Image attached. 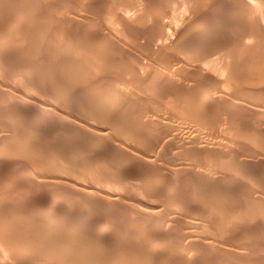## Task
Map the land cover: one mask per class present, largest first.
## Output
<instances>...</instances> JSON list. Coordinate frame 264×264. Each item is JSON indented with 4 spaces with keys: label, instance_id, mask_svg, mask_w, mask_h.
<instances>
[{
    "label": "rangeland",
    "instance_id": "1",
    "mask_svg": "<svg viewBox=\"0 0 264 264\" xmlns=\"http://www.w3.org/2000/svg\"><path fill=\"white\" fill-rule=\"evenodd\" d=\"M7 1V5L4 4ZM9 1V2H8ZM16 1L18 0H0V38L1 41L0 45H2L3 42L6 43V41L9 43L8 45H2L0 46V51L3 50V52L5 51L6 53L4 54L3 52H1L0 54V192L2 197L0 196V222L4 219H6L5 224L2 221L0 223V238H3L5 242L4 244L8 243L7 245L13 248L15 247V243H18L20 241L23 242L24 240H27V234L28 237H31V235L33 234L32 229L36 230L38 227V231L40 232V236L39 234L37 235L39 237V239L41 240V238L47 237L46 239L43 238L42 241L47 240L46 242L49 241H53L56 243H52V245H57V247L59 246V249L62 250V253H68V255H72L73 258L79 259L76 257V255L80 258H84V260H86V262L88 261V263H90L91 261H95L93 263L90 264H98L96 261L99 262V264L101 263L100 260L105 261L103 262V264H264V181L261 180L262 177L261 172H264V115L262 113H264V89L262 91V86H260V88L257 87H250V84L248 86V84H246L247 79L249 77H255L254 73L256 72V75L259 76V72H257L255 69H253L254 71L252 72V68L250 71L247 70L248 68H245V74L242 71V75H248L245 76L243 79H240L238 77L239 80H241L238 83V79L236 80V78H232V75L230 76H223L226 75V73L223 72V75L221 74L222 71L221 69L218 71V69L215 67V63L217 64L218 61H220V57H219V53H221L223 50V52L225 51L224 48L226 49V51L230 50V49H234V48H229V43H224L221 41L222 40H226V39H232L234 41H237L239 39H237L236 37L240 35L241 32V27L239 25L234 26V25H230V20H229V15L227 14V11L225 9L227 3H225V1L223 2L224 6L222 5V3H219L220 7H218V3L217 6L214 7L213 6L211 8V3L210 5H208V3L206 1H204V3L206 5H202L201 9L204 8L206 10H203V12L206 14H204L203 16H200L199 18L194 19V23L188 24L185 26V30L182 28V26L184 24H181L182 21L177 20L178 15L179 18L181 17V13L182 11L178 10L175 11L174 14L172 13V11H170V13L168 14L167 19H164L166 22H171L172 25L174 27L177 26V28L179 27L180 33L176 34L175 37V33L173 30H170V32L168 33V35L166 36H160L158 34V30H159V21L158 22H154L156 18L155 11L160 12L159 8L163 7L162 5L165 4L164 0H154L152 2H144L143 0H139L140 3H137V5L131 1V0H51L53 1L51 3L50 0H47V2H49V4L47 2H45L46 0H38L39 1V8L37 5V1L36 0H26L27 1V6L26 4H24V8L22 7V2L21 0L19 1V4L21 3L22 5H19L18 2L17 4H14ZM30 1V2H29ZM34 2V6L36 8L35 13H37L36 15H34V11H33V7L31 6L33 5ZM92 1V4H91ZM97 1V3H96ZM126 1V2H124ZM118 2V3H117ZM130 2V6H132L130 8V6L128 7V4ZM154 2H156L155 4H153ZM227 2V1H226ZM230 3H232V0H229ZM24 3H26L24 1ZM94 3V4H93ZM112 3V4H111ZM124 6L122 8L121 4ZM4 4V5H3ZM10 4V5H9ZM120 4V8L121 10L118 8V5ZM134 4V5H132ZM44 5H46L44 7ZM49 5V6H48ZM109 5V7H108ZM160 5V6H159ZM208 5V6H207ZM229 5V4H228ZM6 6V7H5ZM12 6V8H11ZM16 8V10H14V7ZM51 6V8H50ZM53 6V7H52ZM142 6V7H141ZM158 6V8H156ZM207 6V8H206ZM210 6V7H209ZM8 7V8H7ZM10 7V9H9ZM20 7V8H19ZM21 7H22V11H21ZM32 7V8H31ZM55 7V8H54ZM28 8V10H27ZM42 8V10H41ZM52 8L54 11H52ZM116 8H118L117 10H115ZM135 8V9H134ZM221 8V9H220ZM9 9V11H8ZM40 9V11H39ZM111 9L113 11H111ZM128 9V10H127ZM200 9V10H201ZM5 10L8 13L7 15L5 14ZM45 10V11H44ZM208 10V11H207ZM221 10V12H220ZM224 10V11H223ZM22 13L20 14L19 13ZM48 11H50L48 13ZM53 13H52V12ZM117 11V12H116ZM124 12L123 14L128 18V23H130L129 25L132 26V30L130 32L124 31L123 26L121 24V26L119 25L120 22H118V13L119 12ZM128 11V13H127ZM149 11V12H148ZM174 11V10H173ZM202 11V10H201ZM223 11V13H222ZM23 12H25L23 14ZM31 12L32 15H31ZM46 12L48 13L46 15ZM115 12V13H114ZM178 12V15H177ZM180 12V13H179ZM214 12V13H213ZM30 13V15L28 14ZM4 14V15H3ZM53 14L55 15L53 17ZM154 14V15H153ZM176 14V15H175ZM225 17H224V15ZM238 14V18H241V15L239 16ZM252 14V13H251ZM249 12V16H246L244 18V20H242L243 25L247 26L250 24L249 19L251 20L252 15ZM9 15V16H8ZM13 15V16H12ZM18 15L21 16H31L34 17V20L32 18H29L31 23L33 24V26H37L35 29V37H38L39 34H45L47 33L46 31H48L49 33L52 34V36H50L47 40L45 39H36L34 40V38H32L31 41H26L24 39V41L26 43H24L23 41V36L25 34V32L23 33L22 27H18V25L20 26V23L13 20V18H16V20L18 19ZM34 15V16H33ZM39 15V16H38ZM44 15V16H43ZM50 15L52 16V18L49 19ZM56 15H57V19H58V25L54 23V21H56ZM115 15H117V17H115ZM151 15V16H150ZM174 15V16H173ZM223 15V16H222ZM227 15V17H226ZM254 15V14H253ZM7 16V18L5 19V17ZM11 16V18H10ZM37 16V17H36ZM41 16V18H40ZM154 16V18L152 17ZM177 16V18L175 19V17ZM188 16V14H187ZM213 16V18H211ZM218 16V17H217ZM9 17V18H8ZM36 17V18H35ZM61 17V18H60ZM63 17V18H62ZM68 19H67V18ZM174 17V18H173ZM204 17V18H202ZM37 18H39L37 20ZM48 18V19H47ZM74 18V19H73ZM117 18V19H116ZM169 18V19H168ZM172 18V19H171ZM218 18V19H217ZM222 18V19H221ZM36 19V20H35ZM52 19V20H51ZM64 19V20H63ZM78 19V20H77ZM85 19V20H84ZM88 19V20H86ZM118 22H116L115 21ZM136 19V20H135ZM140 19V21H139ZM155 19V20H154ZM175 19V20H174ZM205 19V20H203ZM214 19V21H213ZM248 19V21H247ZM8 20V21H6ZM13 20V21H12ZM130 20V21H129ZM142 20V21H141ZM144 20V21H143ZM241 20V19H240ZM246 20V21H245ZM12 21V22H11ZM50 21H53L50 23ZM61 21V22H60ZM64 21V24L63 22ZM66 21V23H65ZM72 21V22H71ZM74 21V22H73ZM82 21V22H81ZM89 24L90 27H92L94 33H91L93 35H91L90 31H89V35L87 36V40H90V38H93L96 34L97 38V44L95 42V44H91L90 43L86 45V48L83 47L85 44V41H83L84 39H78V37L76 38L75 41V37H76V33H78V29H80V26L82 25H87ZM133 21V22H132ZM179 21V22H178ZM197 21V22H196ZM200 23H199V22ZM204 21V24H203ZM228 21V22H227ZM36 22V24H35ZM44 23V26L42 23ZM68 27L66 26L67 23ZM71 22V23H70ZM84 22V23H83ZM95 22V24H94ZM137 22V24H136ZM139 22V24H138ZM2 23V24H1ZM11 23V24H9ZM38 23V24H37ZM40 23V25H39ZM49 23V25H48ZM74 23V25L72 24ZM76 23V24H75ZM82 23V24H81ZM100 23V24H99ZM155 23V25H154ZM179 23V24H178ZM222 23V24H221ZM225 23V24H224ZM13 24V25H12ZM53 24V25H52ZM63 24V25H62ZM99 24V25H97ZM161 24V23H160ZM199 24V25H198ZM2 25V26H1ZM6 25V27H5ZM11 26V28H9ZM17 25V27H15ZM42 25V31L41 28L40 30L39 27H41ZM56 28H55V26ZM62 25V27H61ZM154 25V26H153ZM196 25V26H195ZM202 25V26H201ZM34 26V27H35ZM65 26V27H64ZM72 30L71 31V27ZM97 26V28L95 27ZM138 26V27H137ZM223 28H222V27ZM12 27H14V29H16L15 31H13L14 29H12ZM44 27V29H43ZM53 28L51 30V28ZM70 27V29H69ZM73 27H76L75 30L73 29ZM79 27V28H77ZM99 27V28H98ZM231 27V28H230ZM2 28V29H1ZM5 28V29H4ZM21 28V31L20 29ZM66 28L68 30H66ZM96 31H95V29ZM182 28V29H180ZM202 28V29H200ZM222 28V30H221ZM9 29V31H8ZM64 29V30H63ZM156 29V30H155ZM195 29V30H194ZM200 29V30H199ZM238 29V30H237ZM2 30H4L5 32H3ZM18 30L20 32H18ZM103 30V31H102ZM154 30V31H153ZM187 30V31H186ZM233 30V32H232ZM237 30V31H236ZM56 31V32H55ZM60 31V32H59ZM63 31V32H62ZM66 31V34H65ZM68 31V32H67ZM80 31V30H79ZM107 31V32H106ZM156 31V32H155ZM172 31V32H171ZM182 31V32H181ZM186 31V32H185ZM214 31V33H213ZM225 31V32H224ZM8 32V33H6ZM12 32V33H11ZM22 32V33H21ZM71 32V33H70ZM73 34L74 36H72L71 34ZM103 32V34H102ZM197 32V34H196ZM201 32V33H200ZM5 33V34H4ZM11 33V34H10ZM18 37H17V34ZM21 33V36H20ZM63 33L61 36L60 34ZM68 33L71 37L68 36ZM155 33V35L153 34ZM157 33V36H156ZM171 33H173L171 35ZM182 33V34H181ZM187 33H189L190 37H188L189 35H187ZM203 33V34H202ZM235 33V34H234ZM57 34V37L56 35ZM99 34V35H98ZM101 36V38L97 37V36ZM106 34V36H104ZM184 34V35H183ZM195 34V35H194ZM213 34H215L216 36H214ZM227 34V35H226ZM8 35V36H7ZM34 35V33H33ZM67 35V37H66ZM179 35V36H178ZM198 37H197V36ZM212 37H211V36ZM235 35V37H234ZM5 40H3V38ZM12 36V38L10 37ZM16 36V38H15ZM60 36V37H59ZM104 36V37H103ZM196 36V37H195ZM204 36V37H203ZM208 36V37H206ZM9 37V38H8ZM26 37V35L24 36V38ZM63 37V40H61ZM66 39H65V38ZM73 37V38H72ZM152 39L153 42L150 44V42H148V39ZM163 37V38H162ZM179 37V38H177ZM195 37V38H194ZM8 38V39H7ZM11 38V39H10ZM19 38V39H18ZM54 38H56L57 40H54ZM71 38L73 40H71ZM94 38V39H95ZM155 40H154V39ZM161 38V39H160ZM171 38V39H170ZM177 38V39H176ZM188 38V39H187ZM198 38V39H197ZM200 38V39H199ZM216 38V39H215ZM236 38V39H235ZM18 39V40H17ZM70 39V41H69ZM102 43H101V41ZM114 39V40H113ZM149 39V40H150ZM176 42H175V40ZM182 39V41H181ZM212 39V40H211ZM222 39V40H221ZM60 40V41H59ZM108 40V41H107ZM113 41L112 43H110V41ZM216 40V42L214 41ZM244 40H248V39H243ZM16 41V42H15ZM19 41V42H18ZM33 41V42H32ZM44 41V42H43ZM46 41V42H45ZM61 41L64 43L66 41V43L61 44ZM80 41H83L81 43ZM162 43H161V42ZM166 41V42H165ZM175 42V44L172 42ZM22 42V43H21ZM56 42V43H55ZM60 42V43H59ZM75 42V43H72ZM78 42V45H77ZM86 42V43H87ZM213 42V44H212ZM246 41H244L245 43ZM14 43V44H13ZM21 45H20V44ZM24 43V44H23ZM34 43V44H33ZM37 43V44H35ZM39 43L41 45V47L39 46ZM42 43V44H41ZM48 43V45H46ZM68 43V44H67ZM116 43V44H115ZM149 43V44H148ZM199 43V44H198ZM206 43V44H205ZM16 44V46H15ZM23 44V46H22ZM51 44V45H50ZM56 44V45H55ZM58 44V45H57ZM60 44V47H59ZM67 44V45H66ZM75 44V45H74ZM81 44H83L81 46ZM101 46L103 45L104 48H102L101 50L105 49L106 50V54L107 56L105 58L102 59H96L97 57L95 56L96 54H92L91 53L98 52L97 50V46H99V48H101ZM110 44V46H109ZM120 46H119V45ZM164 44V45H163ZM170 46H169V45ZM185 44V45H184ZM203 44V45H202ZM7 45V46H6ZM25 45V46H24ZM33 45V46H32ZM93 45V46H92ZM108 47H107V46ZM113 47H112V46ZM115 45V47H114ZM122 45V46H121ZM149 45V47L147 46ZM151 45V46H150ZM158 45V46H155ZM160 45L166 46L167 48L164 47L165 49H162L164 51H162L159 47ZM176 45V46H175ZM222 45V46H221ZM227 45V46H226ZM19 46V47H18ZM22 46V48H21ZM39 46V47H38ZM49 46V47H48ZM55 46V47H53ZM66 46V47H65ZM72 46V47H71ZM96 46V47H95ZM119 46V47H118ZM155 46V47H154ZM168 46L170 49H168ZM173 46V48L171 47ZM219 46V47H218ZM224 46V47H223ZM232 46V45H231ZM24 47V48H23ZM30 47V48H29ZM43 47H47V48H43ZM57 47V48H56ZM77 47V48H76ZM81 47V48H80ZM83 47V48H82ZM93 47H95L93 49ZM107 47V49H106ZM122 47V48H121ZM221 47V48H220ZM233 47V46H232ZM21 48V49H20ZM55 48V50H54ZM62 48V49H61ZM75 48V49H74ZM92 48V49H91ZM109 48V50H108ZM117 48V50H115ZM119 48L121 49V51L119 50ZM177 48V49H176ZM193 48V49H192ZM214 48H219L218 50H216L217 54H209L210 56L205 55V52L208 50L207 49H214ZM5 49V50H4ZM29 49V50H28ZM37 49V50H36ZM40 49V51H39ZM58 49V50H57ZM63 50L62 52L66 55H63V53L60 51ZM67 49V50H66ZM91 49V50H90ZM114 49V53L112 55H110V53H112V50ZM167 49V50H166ZM21 50V51H20ZM36 50V51H35ZM42 50V51H41ZM47 50V52H46ZM50 50V53H48ZM70 50L71 53L68 51ZM75 50V51H74ZM78 50V51H77ZM83 50V51H82ZM90 50V51H89ZM100 50V51H101ZM105 50H103L102 52H104ZM111 51L110 53H107L108 51ZM149 50V51H148ZM161 50V51H160ZM192 50V51H191ZM15 51V52H14ZM30 51L32 54H30ZM33 51V52H32ZM57 51V52H56ZM59 51V52H58ZM86 53H85V52ZM89 53H88V52ZM120 51V52H119ZM148 51V52H147ZM170 51V52H169ZM198 51V52H197ZM200 51V52H199ZM215 51V49H214ZM27 52V53H26ZM36 54H35V53ZM46 52V53H45ZM85 54H84V53ZM91 52V53H90ZM118 52V53H117ZM123 52V53H121ZM158 52V54H156ZM219 52V53H218ZM17 53V54H16ZM40 53V54H39ZM70 53V54H69ZM88 53V54H87ZM126 53V55H125ZM154 53V54H153ZM174 53V54H173ZM203 53V54H202ZM5 55L3 60L1 57V55ZM9 54V55H8ZM11 54V55H10ZM15 54V56H13ZM24 54V55H23ZM29 54V55H28ZM54 54V55H53ZM58 54H62V55H58ZM90 54V55H89ZM109 54V55H108ZM173 54V55H172ZM198 54V56H197ZM202 54V55H200ZM31 55V56H30ZM35 55V56H32ZM37 55V56H36ZM41 55V56H40ZM43 55V56H42ZM47 55L49 57L46 56V58H44ZM57 55L59 56V58L57 57ZM76 55V56H75ZM79 55V57H78ZM81 55V56H80ZM117 55V57H116ZM128 55V56H127ZM149 55V56H148ZM153 55V56H152ZM161 55V56H160ZM172 55V56H171ZM175 55V57H174ZM177 55V57H176ZM8 56V57H7ZM23 56V57H22ZM25 56V57H24ZM55 56V57H54ZM95 56V57H94ZM109 56V57H108ZM113 56V57H112ZM123 56V58H122ZM193 56V57H191ZM204 56V57H201ZM13 57L15 59V61L13 60ZM53 57V59H52ZM57 57V60H56ZM62 57V58H61ZM67 58L65 60V58ZM74 57V58H73ZM87 57V58H86ZM93 57V58H92ZM111 57V58H110ZM115 57V59H113ZM158 57V58H157ZM162 57V58H161ZM164 57V58H163ZM189 57V58H188ZM11 58V59H10ZM19 58H21V60H19ZM29 58V59H27ZM33 58V59H32ZM75 58H77L75 60ZM82 58V59H81ZM84 58V60H83ZM110 58L111 62H110ZM135 58V60H134ZM157 60H156V59ZM160 58V59H159ZM216 58V59H213ZM219 58V59H218ZM26 59V60H24ZM46 59V60H45ZM55 59V60H54ZM70 59V60H69ZM72 59V60H71ZM74 59V60H73ZM90 59V60H89ZM128 59V60H126ZM165 59V60H163ZM171 59V60H170ZM200 59V60H199ZM203 59V60H202ZM32 60V61H31ZM51 60V61H50ZM80 63H79V61ZM92 60V62H90ZM98 60V61H97ZM117 60V61H115ZM122 60V61H121ZM129 60H130V64L133 63L132 65H129ZM138 60V61H137ZM163 60V61H162ZM205 60V61H204ZM218 60V61H217ZM27 61V62H26ZM39 61V63H37ZM42 61V62H41ZM54 61V62H53ZM76 61V63H75ZM78 61V62H77ZM89 61V62H87ZM95 61V62H94ZM101 61V62H100ZM106 61H108V63H106ZM133 61V62H132ZM169 63H168V62ZM203 61V62H202ZM18 62V63H17ZM20 62V63H19ZM29 62H31V64H29ZM59 64H58V63ZM65 62V63H64ZM67 62V63H66ZM71 62V63H70ZM86 62V64H85ZM94 62V63H93ZM106 63L104 65H102V63ZM118 62V64L116 63ZM123 62V63H122ZM135 62V63H134ZM142 62V63H141ZM163 62V63H161ZM165 62V63H164ZM167 62V63H166ZM209 62V63H208ZM212 62V63H211ZM215 62V63H214ZM39 65L38 67H40V69L37 68V64ZM69 63V64H68ZM82 63V64H81ZM102 65H100V64ZM114 63V65H113ZM116 63V64H115ZM128 63V65L126 64ZM220 63V62H218ZM24 64V65H23ZM28 64L31 66L32 64L36 65V68L34 67L35 65H33V67L35 69H37L38 71L40 70V72L34 71L36 74L33 75L32 72H30V74L32 73L33 76L28 77L25 76L28 72L29 74V69H27L29 66ZM48 66H47V65ZM68 64V65H67ZM80 66H79V65ZM85 64V65H84ZM98 65V68H93ZM120 64V65H119ZM136 64V65H135ZM143 64V65H142ZM214 64V65H213ZM2 65V66H1ZM8 65V66H7ZM28 67H27V66ZM46 65V67L51 68V69H46L44 68ZM63 65V66H62ZM70 65V66H69ZM91 65V67H90ZM108 67V72L107 70H105ZM123 65V66H122ZM204 65V66H203ZM15 68L13 70V68ZM18 66V67H17ZM22 66V67H21ZM26 66V68L24 67ZM44 66V67H43ZM75 66V67H74ZM77 66V67H76ZM110 66V67H109ZM120 66V67H119ZM126 66V68L124 67ZM143 66V67H142ZM203 66V67H202ZM210 66V67H209ZM4 67V69H3ZM20 67V69H19ZM60 67V68H59ZM73 67V68H72ZM87 67V69H86ZM100 67V68H99ZM102 67V69H101ZM106 67V68H105ZM127 67H129L127 69ZM7 68V69H5ZM30 68V67H29ZM44 68V69H43ZM55 70H53V69ZM59 68V69H58ZM65 70H63V69ZM105 68V69H104ZM114 68V69H112ZM125 68V69H124ZM213 68H215L213 70ZM23 71V69H25V73L24 71L21 72V74L19 73V71ZM43 69V70H42ZM119 69V70H118ZM121 69V70H120ZM130 69V70H129ZM137 71H136V70ZM28 70V71H26ZM31 70L33 71L34 69L31 67ZM30 70V71H31ZM63 70V71H62ZM71 70V71H70ZM84 70V71H83ZM92 70V71H91ZM95 70V71H94ZM101 72H100V71ZM109 73V75H106L107 73ZM125 70V71H124ZM148 70V71H147ZM5 73H4V72ZM16 71V72H15ZM48 71V72H46ZM98 71V72H96ZM104 73H103V72ZM111 71V72H110ZM113 74V72H115ZM123 71V72H120ZM135 71V73H134ZM140 71V72H138ZM146 74H145V72ZM156 71V72H155ZM249 71V72H248ZM46 72V73H45ZM54 72V73H53ZM58 72V73H57ZM60 72V74H59ZM66 74H65V73ZM68 72V75H67ZM79 72L81 74H79ZM88 72V73H87ZM91 72V73H90ZM95 74H94V73ZM130 74H129V73ZM132 72V74H131ZM143 72V73H142ZM149 72V73H148ZM151 72V73H150ZM153 72H155L153 74ZM177 72V73H176ZM182 72V73H181ZM184 72V73H183ZM216 72V73H215ZM251 72V74H249ZM8 73V74H7ZM16 73V75H15ZM39 73V75H37ZM43 73V74H42ZM52 73V74H51ZM73 73V74H72ZM83 73V75H82ZM87 73V74H86ZM91 76H90V74ZM122 73V74H121ZM127 73V74H126ZM140 74V75H137ZM181 73V74H180ZM219 75L221 76H218ZM248 73V74H247ZM13 74V75H12ZM23 74H25L23 76ZM27 74V75H28ZM42 74V75H41ZM48 74V80H51L50 83L55 84V86H53V84L49 85L50 83L46 80V75ZM64 74V75H63ZM78 76L76 77L75 75ZM89 74V75H88ZM113 74V75H112ZM117 74V75H116ZM124 74V75H123ZM135 74V75H133ZM157 74V75H156ZM184 74V76H183ZM3 75V77H1ZM8 75V77L6 76ZM37 75V76H36ZM50 75V77H49ZM53 75V76H51ZM61 75V76H60ZM72 77H71V76ZM82 75V76H81ZM100 75V76H99ZM102 75V76H101ZM127 75V76H125ZM129 75V76H128ZM145 75V77H143ZM147 75V76H146ZM156 75V76H155ZM214 75V76H213ZM251 75V76H249ZM253 75V76H252ZM261 75V74H260ZM13 76V77H12ZM30 76V75H29ZM36 76V77H35ZM39 76L38 79L37 77ZM64 76V77H63ZM71 78H70V77ZM111 76V77H110ZM117 76V77H116ZM121 76V77H120ZM133 76V77H132ZM153 76V77H152ZM179 76V77H178ZM183 76V77H182ZM223 76V77H222ZM26 77V78H25ZM55 77V78H54ZM59 77V78H58ZM68 77V78H67ZM83 77V78H82ZM87 77V78H85ZM95 77V78H94ZM125 79H124V78ZM128 77L130 79H128ZM140 77V80H139ZM150 77V78H149ZM169 77V78H168ZM170 77H172L170 79ZM176 77V78H175ZM187 77V78H185ZM220 77V78H219ZM237 77V76H236ZM35 78L37 79V81H35ZM45 78V80H43ZM58 78V79H57ZM73 78V79H72ZM91 78H94L91 79ZM97 78V79H96ZM132 78V79H131ZM136 78V80H135ZM138 78V79H137ZM144 78V79H143ZM157 78H161V79H157ZM175 78V79H174ZM184 80H182V79ZM212 78V79H211ZM218 80H217V79ZM222 78V79H221ZM224 78V79H223ZM229 80H228V79ZM232 78V79H231ZM15 79V80H14ZM20 79V81H19ZM28 79V80H27ZM57 79V81H56ZM66 79V80H65ZM72 79V80H71ZM78 79V80H77ZM81 79H85V85L83 84V82L81 81ZM88 83L87 82V80ZM90 79V81H89ZM177 79V81H175ZM235 79V81H234ZM13 80V81H12ZM18 80V81H17ZM27 80V81H26ZM32 80V81H30ZM59 80V82H58ZM69 80V81H68ZM70 80L72 81V83L70 82ZM76 83H74L75 81ZM93 80V81H92ZM130 80V81H129ZM144 80V82H143ZM147 80V81H146ZM155 80V81H152ZM168 80V81H167ZM212 80V81H211ZM223 80V81H221ZM231 80V81H230ZM233 80V81H232ZM249 80V79H248ZM12 81V82H11ZM35 81V82H34ZM44 81V82H43ZM45 81H47L46 84ZM54 81V82H53ZM66 81V82H65ZM68 81V82H67ZM74 81V82H73ZM78 81V82H77ZM128 81V85L125 83ZM132 81V82H131ZM134 81H136L134 83ZM139 81V82H138ZM185 83H183V82ZM216 81V82H215ZM237 81V82H236ZM244 81V82H243ZM3 82V83H2ZM6 82V83H5ZM15 84H14V83ZM39 84H38V83ZM81 82V83H80ZM154 82V83H153ZM158 82V83H157ZM160 82V83H159ZM164 82V83H163ZM167 82V83H166ZM171 82V83H170ZM175 82V83H174ZM177 82V83H176ZM214 82V83H213ZM222 84H221V83ZM228 82V83H226ZM235 82V83H233ZM5 83V84H4ZM30 83V84H29ZM33 83V84H32ZM43 83V84H42ZM72 84L73 89H71L68 84ZM95 83V85H94ZM100 83V85H99ZM140 83V84H139ZM143 83L146 86H144ZM148 83V84H147ZM150 83V84H149ZM174 83V84H173ZM218 83V84H217ZM238 83L239 86H235V84ZM244 83V85H243ZM9 84V85H8ZM27 84V85H26ZM45 84V85H44ZM69 84V85H70ZM75 84V85H74ZM87 84V85H86ZM107 84V85H105ZM132 84V85H131ZM134 84V86H133ZM178 84V85H177ZM180 84V85H179ZM204 84V85H203ZM221 84V85H220ZM228 84V85H226ZM230 84V85H229ZM232 84H234L232 87H230ZM236 84V85H238ZM4 85V86H3ZM29 85V86H28ZM38 85V86H37ZM43 88H41V86ZM46 85H49V87H47ZM61 85V86H60ZM63 85H67L68 88H65V93H62L63 91ZM103 85V86H102ZM131 85V86H130ZM141 85V86H139ZM149 85V87H147ZM153 85V86H152ZM165 87H164V86ZM174 85V87L172 86ZM178 86V88L176 86ZM183 85V86H182ZM199 85L200 88H199ZM242 85V86H241ZM8 86V87H7ZM12 86V87H11ZM35 86L37 87V89H35ZM71 86V85H70ZM108 86V87H107ZM111 86V87H110ZM152 86V87H151ZM163 88H162V87ZM176 89V91L173 88ZM181 86V87H180ZM186 86V87H184ZM223 86V87H222ZM29 87V88H28ZM47 87V88H46ZM58 87V88H57ZM66 87V86H65ZM77 87V88H76ZM88 87V88H87ZM91 87V88H90ZM107 87V88H105ZM180 87V88H179ZM189 87V88H187ZM196 87V88H195ZM242 87V88H240ZM7 88V89H6ZM14 88V89H13ZM18 90H16V89ZM31 88V89H30ZM34 88V89H33ZM40 90H39V89ZM62 90H61V89ZM83 90H82V89ZM116 88V89H115ZM150 88V90H149ZM155 88V89H154ZM157 88V89H156ZM164 88H168L171 89L173 91H171L172 94L168 95L170 91H168L167 89L164 90ZM187 90H186V89ZM193 88V89H192ZM198 88V89H197ZM208 88V89H207ZM229 88V89H228ZM238 88V89H236ZM9 89V90H8ZM15 90V91H12ZM50 89V90H49ZM61 91H60V90ZM87 89V90H86ZM94 89V90H93ZM96 89V90H95ZM98 89V90H97ZM104 92H102L103 90ZM108 89V91L106 90ZM110 89V90H109ZM118 89V90H117ZM154 89V90H153ZM160 89V90H159ZM180 89V90H179ZM201 89V90H200ZM227 91H224L226 90ZM253 89V90H251ZM21 90V93H20ZM43 90V91H42ZM75 90V91H73ZM90 90V91H89ZM113 90V91H112ZM162 90V91H161ZM164 90V92H163ZM179 90V92L177 91ZM182 90V91H181ZM185 90V92H184ZM190 90V91H189ZM199 90V91H198ZM205 90L207 92H205ZM256 90V91H255ZM9 91V93H8ZM34 91V92H33ZM36 91V92H35ZM84 93H87L84 94ZM101 91V93H100ZM107 91V92H106ZM110 91V92H109ZM115 91V92H114ZM118 91V94L116 93ZM158 93H156V92ZM161 91V92H160ZM176 95H175V93ZM203 91V92H201ZM210 91V92H209ZM229 91V92H228ZM261 91V92H260ZM39 92V93H38ZM44 92V93H43ZM47 92H51V93H47ZM57 94H56V93ZM76 92V94H75ZM78 92H82L79 93ZM168 92V93H167ZM177 92L179 95H177ZM184 92V93H183ZM187 92V93H186ZM190 92V93H189ZM192 92V93H191ZM194 92V93H193ZM196 92V93H195ZM201 92V93H199ZM211 94H209V93ZM19 93V94H18ZM62 93V94H59ZM78 93V94H77ZM96 93V94H95ZM106 93V94H105ZM184 94V95H181ZM186 93V94H185ZM203 93V94H202ZM235 94V96L233 94ZM9 94V95H8ZM11 94V95H10ZM20 94H27L28 98H29V103H27V105L29 106H23L22 105H18L17 102L15 103V100H17L18 96ZM55 94V95H54ZM69 94V95H68ZM91 94V95H90ZM100 96H98V95ZM101 94V95H100ZM109 94V96H108ZM122 94V95H121ZM193 94V95H191ZM196 96H195V95ZM200 94V96H199ZM206 94V95H205ZM18 95V96H17ZM36 95V96H35ZM50 95V96H49ZM61 97H60V96ZM67 95V96H66ZM79 95V96H78ZM114 97H113V96ZM160 95V96H159ZM167 95V96H165ZM183 97H181V96ZM191 96H193V98H189ZM233 95V96H232ZM10 96V97H9ZM33 96V97H32ZM54 96V97H53ZM55 96L58 99L57 102V98H55ZM63 96V97H62ZM75 96L74 98H71ZM86 98H84V97ZM95 96V97H94ZM111 96V97H110ZM117 98H116V97ZM121 96V97H120ZM127 96V97H126ZM165 96V97H164ZM172 96V97H171ZM179 98H178V97ZM204 96V99H203ZM211 96V98H210ZM215 96V97H213ZM12 97V98H11ZM16 97V99H15ZM32 99H31V98ZM68 97V98H65ZM78 97V98H77ZM83 99H81V98ZM107 97V98H104ZM113 97V98H112ZM168 97V98H167ZM171 97V99H170ZM179 99V103H178V99ZM181 97V98H180ZM195 97V98H194ZM197 97V99H196ZM205 97H209L208 99H205ZM220 97V98H219ZM5 98V99H4ZM35 98V99H34ZM55 98V99H54ZM88 98V99H87ZM91 98V99H90ZM97 100H96V99ZM102 98V99H101ZM110 98V99H109ZM187 98V99H186ZM201 98L203 100H206V103H210L209 105H207V107H205L203 110H197L195 109V105L196 102L199 100L201 101ZM225 98V99H224ZM230 98V100H229ZM12 99V100H11ZM15 99V100H14ZM71 99V101H70ZM74 99V100H73ZM85 99V100H84ZM96 101H95V100ZM105 99V100H103ZM114 99V100H113ZM121 99V100H120ZM127 101H126V100ZM210 99H212L213 101H211ZM8 100V101H7ZM38 100V101H36ZM93 104H90V101ZM107 100V101H106ZM118 100V101H117ZM124 100V101H123ZM186 100V101H185ZM189 102H188V101ZM196 100V101H195ZM209 100V101H207ZM219 100V101H218ZM61 103H60V102ZM74 101V104H73ZM79 101V103H78ZM84 101H86L87 103H84ZM93 101V102H92ZM97 101H99L100 103H97ZM113 103H112V102ZM174 101V102H173ZM184 101V102H183ZM195 103V105H192L193 102ZM219 103H216V102ZM233 101V102H231ZM246 101V102H245ZM32 102V103H31ZM56 102V103H55ZM66 102V103H64ZM76 102V103H75ZM109 104H108V103ZM214 102V103H211ZM11 103V104H9ZM14 105H13V104ZM34 103V104H33ZM81 103V104H80ZM85 105L83 107V105ZM116 103V106H115ZM191 103V104H189ZM16 104V106H15ZM20 104V103H19ZM59 104V105H58ZM61 104V106H60ZM88 106H87V105ZM97 104V105H96ZM99 104V106H98ZM102 104V105H101ZM108 104V105H107ZM188 104V105H187ZM220 104V105H219ZM222 104V105H221ZM34 105V107H33ZM55 105V106H54ZM70 105V106H69ZM74 105V106H73ZM81 105V108H80ZM108 107H107V106ZM113 105V106H112ZM186 105V106H185ZM213 109H212V107ZM216 105V106H214ZM19 106V107H17ZM21 106V109H20ZM23 106V107H22ZM38 106V107H37ZM43 106L45 107L44 109L47 110L46 112H50V113H56V114H52V119H50V117L43 119V120H38L37 123L36 122H28L26 121L27 119L25 118V116H21V112H23L22 115H24V112L34 116V113L36 114V112L39 113V111L43 110ZM56 106H58L56 108ZM60 106V107H59ZM98 108V109H103L102 111L100 110V112L104 113L102 114V117L104 118L103 120H100V122L98 123V121L96 120V123L102 124L101 125V131L98 134H92V132H86L81 129L82 128V124L83 121L86 119H88L89 121H92L91 117H94V114H90V112H93L92 109H95L93 107ZM98 106V107H97ZM106 106V107H105ZM114 108H112V107ZM188 106V107H187ZM223 106V107H221ZM19 109H17V108ZM54 107V108H52ZM73 107V108H72ZM92 107V109H91ZM185 109V112L183 109ZM187 107V108H186ZM192 107V108H191ZM216 107V108H214ZM228 107V108H227ZM15 108V109H14ZM24 108V109H23ZM29 108V109H28ZM79 108V110H77ZM90 108V109H89ZM209 108V109H208ZM220 108V109H219ZM227 108V109H226ZM12 109V110H11ZM62 109V110H61ZM64 109V110H63ZM74 109V110H73ZM84 109V111H83ZM110 109H114V111L110 110ZM179 109V111H178ZM193 110L191 112L188 110ZM215 109V110H214ZM219 109V110H218ZM232 109V110H231ZM15 112H14V111ZM22 110V111H21ZM28 110V111H27ZM30 110V111H29ZM49 110V111H48ZM73 110V111H72ZM107 110V111H106ZM197 110V111H196ZM209 110V111H208ZM218 110V112H216ZM221 110V111H220ZM229 110V111H228ZM18 111V112H17ZM20 111V112H19ZM27 111V112H26ZM32 111H34L32 113ZM36 111V112H35ZM52 111H56V112H52ZM63 111V112H62ZM76 111V112H75ZM79 111V113H78ZM89 111V112H88ZM109 111V112H108ZM128 111V112H126ZM181 111V112H180ZM204 113H203V112ZM210 111L214 114H210ZM221 113H220V112ZM261 111V112H260ZM263 111V112H262ZM11 112V113H10ZM83 112H86V115H82ZM112 112V113H111ZM189 113V115L184 114ZM202 112V113H201ZM217 116H216V113ZM257 112V113H256ZM261 115H259L258 114ZM21 113V114H19ZM32 113V114H31ZM59 113V115L57 114ZM73 113V115L71 114ZM82 113V114H81ZM95 113V112H93ZM100 113V114H101ZM116 113V115H114ZM124 113V114H123ZM127 113V114H126ZM193 113V114H192ZM209 113V114H208ZM220 113V114H218ZM225 113V114H223ZM229 113V115H228ZM237 113V114H235ZM11 114V116L9 115ZM13 114V115H12ZM19 114V117L16 115ZM40 114V113H39ZM49 114V113H46ZM78 114V115H76ZM130 114V115H129ZM135 116H133V115ZM184 114V115H183ZM199 114V115H198ZM201 114V115H200ZM207 114V116L205 115ZM223 114V115H222ZM256 114V115H255ZM55 115V117H54ZM61 115V116H60ZM108 115V116H107ZM111 115V116H109ZM127 115V116H126ZM205 119H204V117ZM214 116L212 118H209L210 116ZM232 115V116H231ZM240 115V116H239ZM255 115V116H254ZM5 116V118H4ZM8 116V117H7ZM12 118L11 120L9 119ZM48 116H51V114H49ZM70 116V117H69ZM91 116V117H90ZM107 116V117H106ZM126 116V117H125ZM129 116V117H128ZM187 116V118H186ZM192 116V118H191ZM199 116V117H196ZM203 117V118H200ZM220 118H216L219 117ZM222 116V117H221ZM227 116V117H226ZM237 116V117H234ZM258 116V117H257ZM22 117V118H21ZM68 117V118H67ZM82 117H84L82 119ZM88 117V118H86ZM101 117V118H102ZM110 120H107L109 119ZM112 117V118H111ZM115 117V118H113ZM139 117V118H138ZM229 118V122L228 119L225 118ZM240 117V118H238ZM14 118L16 120H14ZM18 118V119H17ZM72 118V119H69ZM75 118V119H74ZM91 118V119H90ZM131 118V119H130ZM136 120H135V119ZM151 118V119H150ZM154 118V119H153ZM190 118V119H189ZM194 118V119H193ZM207 118V119H206ZM236 118V119H235ZM258 118V120H257ZM4 119V120H3ZM7 119V120H6ZM9 119V120H8ZM21 119H23V122L21 121ZM26 119V120H25ZM79 119V120H78ZM82 119V120H81ZM120 119V120H119ZM201 119V121H200ZM205 121H204V120ZM211 119V120H210ZM217 119V120H216ZM225 119V120H222ZM231 119H234L233 122L231 121ZM250 119V120H249ZM261 119V120H260ZM263 119V120H262ZM8 121V122H5ZM46 120V121H45ZM76 120V121H75ZM93 120L92 122L95 123ZM125 120V121H123ZM132 120V121H131ZM139 120V121H138ZM153 120V122L151 121ZM190 120V121H189ZM194 122H193V121ZM239 122H238V121ZM11 121V124H10ZM15 121V124H14ZM17 121H21L20 123H18ZM105 122V125L103 126ZM107 121V122H106ZM109 121V122H108ZM128 121V122H127ZM135 121V122H133ZM137 121V122H136ZM152 123H151V122ZM197 121V122H196ZM200 121V123H199ZM227 121V122H226ZM253 121V122H252ZM257 121V124H256ZM263 121V122H262ZM5 122V123H3ZM39 122V123H38ZM78 122V123H76ZM82 122V123H81ZM115 122V123H114ZM139 122V123H138ZM155 122V123H154ZM196 122V124H195ZM203 122V125H202ZM209 123V125L206 123ZM212 122V124H211ZM215 122L217 123L215 125ZM221 122V123H220ZM237 122V123H236ZM244 125H243V123ZM259 122V123H258ZM18 123V124H16ZM27 126H26V124ZM32 123V124H31ZM36 126H35V124ZM125 123V124H124ZM128 123V125H127ZM138 123V124H135ZM151 123V124H150ZM198 123V124H197ZM220 123V124H219ZM229 125H228V124ZM234 123V124H233ZM251 123V124H250ZM262 123V124H261ZM16 125V126H13ZM32 126H30V125ZM213 126H211V125ZM256 124V125H255ZM38 125V126H37ZM79 125V126H77ZM127 125V126H126ZM137 125H139V128H135V126L137 127ZM152 125V126H151ZM235 125V126H234ZM244 127V130L242 127ZM249 125V126H248ZM251 125V126H250ZM263 125V126H262ZM4 126V127H3ZM35 128H34V127ZM40 126V128H39ZM125 126V127H124ZM129 126V128H128ZM134 126V127H133ZM207 126V127H206ZM216 128H215V127ZM228 126V127H227ZM239 126V127H238ZM245 126H247L245 128ZM255 126V127H254ZM13 127V128H12ZM21 127V128H20ZM43 127V129H41ZM124 127V128H123ZM127 127V128H126ZM205 127V128H203ZM211 127V128H208ZM233 127V128H230ZM239 129H236V128ZM253 127V128H252ZM3 128V129H2ZM6 128V129H5ZM31 128V129H30ZM34 132H33V130ZM80 128V129H79ZM122 128V129H121ZM135 131H132V129ZM227 128V129H225ZM242 128V129H241ZM256 128V131H255ZM259 128V129H258ZM16 129V130H15ZM20 129V130H19ZM27 129V130H26ZM39 129V130H38ZM48 131H47V130ZM125 129V130H124ZM131 129V130H129ZM139 131H137V130ZM232 129V130H231ZM236 129V132L234 131ZM248 129V130H246ZM7 130V131H5ZM10 130V131H9ZM13 130V131H11ZM18 130V132H17ZM32 130V131H31ZM51 130V131H49ZM122 130V132H121ZM124 130V131H123ZM142 130V132H141ZM147 132H146V131ZM230 130V131H229ZM238 130V131H237ZM243 130V131H242ZM252 130V131H251ZM259 130V131H258ZM9 131V133H8ZM25 131V132H24ZM39 131V132H38ZM229 131V132H228ZM254 133V134H252ZM262 131V132H261ZM4 132V133H2ZM6 132V134H5ZM11 132V133H10ZM17 132V133H16ZM19 132H21L19 134ZM29 132V133H28ZM41 133V135L37 134V133ZM43 132V135H42ZM104 132V133H103ZM130 132V133H129ZM135 132V133H134ZM232 132V133H231ZM234 132V133H233ZM241 132L244 134H241ZM249 132V133H248ZM258 134H257V133ZM16 133V134H15ZM35 133V134H34ZM45 133V134H44ZM71 133V134H70ZM89 135H88V134ZM103 133V134H102ZM147 133V135H146ZM247 133V134H246ZM256 133V134H255ZM261 133V134H260ZM263 133V135H262ZM3 134V135H2ZM13 134V136H12ZM22 137H20L19 135ZM26 134V135H25ZM36 136L34 137L33 136ZM92 134V135H91ZM7 135V136H6ZM17 135V136H16ZM24 135L26 137V139L24 138ZM142 135V136H141ZM195 135V136H193ZM3 136V138L5 139L7 137V140L5 142V140H3V138H1ZM14 142L13 145H15V147L12 145V140H10L9 138ZM32 136V137H31ZM43 136V137H42ZM260 137V138H255V137ZM194 137V138H193ZM197 137V138H195ZM28 138V139H27ZM31 138V139H30ZM35 140H34V139ZM185 138V140H184ZM191 138H193L191 140ZM23 139V140H22ZM25 139V140H24ZM37 139V140H36ZM191 141H190V140ZM261 139V140H260ZM18 140H20L19 142H17ZM29 141V143H27V141ZM64 140V141H63ZM67 140V141H66ZM79 140V141H78ZM81 140V141H80ZM196 140V141H195ZM200 140V141H199ZM8 141L9 142L8 144ZM23 141V142H22ZM87 141L88 144L85 142ZM193 141L194 144H192L191 142ZM196 143H195V142ZM17 142V143H16ZM33 142V143H32ZM72 142V144H71ZM184 147H183V144ZM3 143V144H2ZM6 143V144H5ZM22 143V144H21ZM36 143V145H35ZM77 143V144H75ZM79 143V145H78ZM94 143V144H93ZM2 144V145H1ZM21 144V147L20 145ZM31 144V145H30ZM34 144V145H33ZM49 144V145H48ZM53 144V145H52ZM56 144V146H55ZM66 144V146H64ZM75 144V145H74ZM84 144V145H82ZM91 144V145H90ZM98 146H96V145ZM187 144V146H186ZM191 144V145H190ZM5 145V146H4ZM9 149H5L8 148ZM29 145V146H28ZM51 145V146H50ZM69 145V146H68ZM82 145V146H81ZM202 147V149L199 147ZM202 145V146H201ZM42 146V147H41ZM48 146V147H47ZM63 148H61V147ZM71 146V147H70ZM74 146V147H73ZM4 147V148H3ZM20 147V148H19ZM30 147V148H29ZM34 147V148H33ZM44 147V148H43ZM53 147V148H52ZM70 147V148H69ZM76 147V148H75ZM81 147V149H80ZM89 147V150H88ZM96 147V148H95ZM211 147V148H210ZM13 148V149H12ZM17 148V149H16ZM19 148V149H18ZM26 148V149H25ZM39 150H38V149ZM53 150H51V149ZM77 151H74V149ZM87 148V149H86ZM199 148V149H198ZM214 148V149H213ZM5 149V150H4ZM21 149V150H20ZM36 151H35V150ZM47 149V150H46ZM50 149V150H49ZM72 149V150H70ZM94 149V150H93ZM96 149V150H95ZM208 151H207V150ZM11 150V151H9ZM58 150V151H57ZM61 150V151H60ZM63 150V151H62ZM81 150V151H80ZM194 150V151H193ZM197 150V151H195ZM6 151V152H5ZM18 151V152H17ZM21 151L23 154H21ZM27 151V152H25ZM30 151V152H28ZM48 151V152H46ZM50 151V152H49ZM60 151V152H59ZM74 151V152H73ZM80 152V157L79 153ZM83 151V152H82ZM200 151V152H198ZM5 152V153H4ZM9 152V153H8ZM24 152L26 153V158L24 155ZM31 152H33V155H31V158H29L28 156H30V154H32ZM52 152V153H51ZM64 152V153H62ZM82 152V153H81ZM189 154H188V153ZM194 152V153H193ZM204 154H203V153ZM208 152V153H207ZM214 152V153H213ZM217 152V153H216ZM222 152V153H220ZM227 152V153H226ZM13 153V154H11ZM19 153V155L17 154ZM54 153V154H53ZM75 153L77 154L75 156ZM88 155H85V154ZM198 153V154H197ZM203 155H202V154ZM212 153V154H211ZM230 153V154H229ZM9 154V155H8ZM11 154V155H10ZM28 154V156H27ZM40 154V155H39ZM56 154V155H55ZM59 156H58V155ZM64 154V155H63ZM71 154V155H69ZM74 154V155H73ZM82 154V155H81ZM84 154V155H83ZM121 154V155H120ZM188 157H187V155ZM197 154V155H196ZM201 154V155H199ZM205 154H209L208 156ZM219 154V155H218ZM223 154V155H222ZM239 154V155H238ZM245 155L244 157H242L243 155ZM253 154V155H251ZM25 157H23V156ZM52 155V156H51ZM66 155V156H65ZM68 155V156H67ZM75 157H73V156ZM90 155V156H89ZM126 155V156H125ZM128 155V156H127ZM190 155V156H189ZM194 155V156H193ZM242 155V156H241ZM247 155V156H246ZM250 155V156H248ZM255 155V156H254ZM14 157V159H12V157ZM17 156V158H16ZM20 156H22V158H20ZM44 156V157H43ZM50 156V157H49ZM120 156V157H119ZM122 156V157H121ZM125 156V159H124ZM151 156V157H150ZM192 156V158H191ZM201 156H205L204 158ZM224 156V157H223ZM254 156V157H253ZM37 157V158H36ZM43 157V158H42ZM47 157V158H46ZM54 157V158H53ZM56 157V158H55ZM61 157H63L61 159ZM72 157V158H71ZM88 157V158H87ZM200 157V159H199ZM208 157V158H207ZM238 157V158H237ZM239 157H242L241 159H239ZM248 157V158H246ZM253 157V158H252ZM42 158V162L41 161ZM67 158V160H65ZM76 158L78 159V161L76 160ZM82 158V159H81ZM123 158V159H120ZM18 159V160H17ZM31 159V160H30ZM40 159V160H39ZM59 159V161H58ZM72 159V160H71ZM93 159V160H91ZM119 159V161H117ZM145 159V160H144ZM204 159V160H203ZM208 159V160H207ZM210 159V160H209ZM215 159V160H214ZM217 159V160H216ZM229 159V160H228ZM231 159V160H230ZM233 159V160H232ZM247 159V160H246ZM30 160V161H29ZM35 160V161H33ZM37 160V161H36ZM39 160V161H38ZM50 160V161H48ZM52 160V161H51ZM86 160V161H85ZM91 160V161H89ZM147 160V161H146ZM149 160V161H148ZM241 161L243 163H240V165H238V162ZM243 160V161H242ZM251 160V161H250ZM8 161V162H7ZM28 161V162H27ZM70 161H72L70 163ZM218 161L220 163H218ZM232 163H231V162ZM13 162L18 163L15 164L16 168H12L14 165L11 163ZM23 162V163H22ZM26 164H25V163ZM31 162V163H29ZM58 162V163H57ZM62 162V163H60ZM70 164L72 165H69ZM75 162V164H74ZM83 162V163H82ZM95 162V163H92ZM116 162V163H115ZM118 162V163H117ZM120 162V163H119ZM151 162V163H150ZM205 162V163H204ZM207 162V163H206ZM214 162H216L214 164ZM236 163L234 166L233 164ZM253 162V163H252ZM21 163V164H20ZM33 163V164H32ZM39 163H43L42 166H39L41 164ZM47 166H45L46 164ZM50 163V164H49ZM56 163V164H55ZM61 167H60V165ZM66 165H64V164ZM78 163V165H77ZM98 165H97V164ZM113 163V164H112ZM148 163V164H147ZM150 163V164H149ZM223 163V164H222ZM228 163V164H227ZM7 164V165H6ZM20 166L22 167H19ZM32 164V166H31ZM38 164V165H37ZM52 164V165H51ZM53 164H54V168H53ZM85 164V165H84ZM93 167H90L92 166ZM100 164V165H99ZM115 164V165H114ZM219 164V165H218ZM231 164V165H230ZM243 164V165H242ZM247 164V165H246ZM249 164V165H248ZM263 164V165H262ZM13 165V166H12ZM64 165V166H63ZM75 165V166H74ZM102 165V166H101ZM119 165V166H118ZM206 165V166H204ZM217 165V167H216ZM222 165V166H221ZM227 165V166H226ZM257 165V166H255ZM262 165V167H261ZM12 166V167H11ZM27 166V167H26ZM31 166V167H30ZM51 166V168H49ZM77 166V167H76ZM79 166V168H78ZM81 166V167H80ZM84 166V167H83ZM101 166V168H99ZM109 168H107V167ZM114 166V167H113ZM213 166V167H212ZM221 166V167H220ZM8 167H11L8 169ZM26 167V168H25ZM29 167V168H28ZM38 167V168H37ZM43 167V168H41ZM48 167V168H47ZM59 169H57V168ZM66 167V168H65ZM68 167V169H67ZM95 167V169H94ZM211 167V169H210ZM216 167V168H215ZM219 167V168H218ZM237 167L239 169H237ZM248 167V168H247ZM251 167V168H249ZM255 167V168H254ZM260 167V168H257ZM22 168H25L26 171L28 170V172L31 174V181L33 179L32 182L33 185H35L36 183V187L40 188V189H36L34 186V192L32 195L28 196V198L23 199V198H18L19 196V189H16V187L18 188V186H16L17 181L14 176H12V173H17L18 170L19 172H22ZM41 168V169H40ZM47 168V170H46ZM53 168V169H52ZM65 170H64V169ZM77 170V174L75 173V170H71V169ZM89 168V169H88ZM114 168V169H113ZM124 170H123V169ZM263 168V169H262ZM39 169V170H38ZM56 169V171H55ZM63 171V176L65 179H59V183H55L53 182L54 180H56V178H61V176H59L60 171ZM80 169V170H79ZM98 169V170H97ZM106 169V170H105ZM119 169V172L118 170ZM121 169V170H120ZM249 169V170H248ZM252 169V170H251ZM254 169V170H253ZM262 169V170H261ZM16 170V171H14ZM30 170V171H29ZM41 170V171H40ZM88 170V171H85ZM92 170V171H91ZM94 170V171H93ZM130 170V171H129ZM239 170V171H238ZM12 171V172H11ZM25 171V172H26ZM34 171V172H33ZM40 171V172H39ZM46 171V172H45ZM58 171V173H57ZM70 171V172H69ZM72 171V172H71ZM101 171V172H100ZM102 171H105L104 173ZM110 173H109V172ZM117 171V172H115ZM126 173H125V172ZM212 171V172H211ZM247 171V172H246ZM253 171V172H252ZM18 172V173H19ZM55 172V173H54ZM69 172V173H68ZM81 175H79V173ZM83 172V173H82ZM88 172V173H87ZM97 172V173H95ZM100 172V174H99ZM129 174H128V173ZM133 174H131V173ZM9 173V175H8ZM14 173V174H15ZM23 173V172H22ZM72 173V174H71ZM74 173V174H73ZM91 173H93L91 175ZM115 173V174H114ZM117 173V174H116ZM120 173V176L118 175ZM153 173V174H151ZM251 173V175H250ZM260 173V175H259ZM29 174V175H30ZM32 174L34 176H32ZM43 174V175H41ZM50 174V175H49ZM56 176V178H53ZM57 174V175H56ZM87 174V175H86ZM107 174V176H106ZM122 174V175H121ZM127 174V175H126ZM131 174V175H130ZM139 174H141L139 176ZM151 174V175H150ZM161 174V176H160ZM247 174L248 177L250 176V178H247ZM41 175V176H40ZM52 175V176H51ZM62 175V173L60 174ZM71 175V176H69ZM81 177H79V176ZM94 175V177H93ZM100 175V177H99ZM116 175V176H115ZM157 175V176H155ZM258 175V176H257ZM36 176V177H35ZM48 178H46V177ZM67 176V177H66ZM98 176V177H97ZM113 176V177H111ZM119 178H118V177ZM125 176V177H123ZM134 178H133V177ZM137 176V178H136ZM139 176V177H138ZM145 176V177H144ZM152 176V177H151ZM160 176V177H159ZM165 176V178H164ZM252 176V177H251ZM254 176H257L258 178H254ZM11 179H10V178ZM13 177V179H12ZM33 177V178H32ZM38 177V178H37ZM44 177V178H42ZM74 177V178H73ZM76 177V178H75ZM86 177V178H85ZM97 177V178H96ZM108 177V178H107ZM121 177H123L124 179H122ZM130 177V178H129ZM141 177V178H140ZM159 177V178H158ZM9 178V179H8ZM36 178V179H35ZM40 178V179H39ZM71 178V179H70ZM80 180H79V179ZM104 179V180H100L99 179ZM146 178V179H145ZM151 178L153 180H151ZM169 178V180H168ZM177 178V179H176ZM254 178L251 180L250 179ZM46 179V180H44ZM76 179V180H75ZM82 179V180H81ZM85 179V180H84ZM119 179V180H118ZM144 179V180H142ZM157 179V180H156ZM159 179V180H158ZM161 179V180H160ZM167 179V180H166ZM182 179V180H181ZM189 179H191L189 181ZM199 181H197V180ZM201 179V180H200ZM213 179V180H212ZM260 179V181H259ZM38 182H37V181ZM49 180V181H48ZM62 180V182H61ZM67 180V181H66ZM79 180V181H78ZM148 180V182H147ZM165 182H164V181ZM173 180V181H171ZM193 180V181H192ZM203 180V181H202ZM249 180V181H248ZM13 181V182H12ZM63 181L65 184H63ZM155 181V182H154ZM162 183H161V182ZM171 181V182H170ZM176 181V182H175ZM178 181V182H177ZM190 183H189V182ZM214 181V182H212ZM219 181V182H218ZM68 182L70 184H68ZM78 182V183H76ZM84 182V183H83ZM104 182V183H103ZM108 182V183H107ZM115 182V183H114ZM154 184H153V183ZM160 182V183H158ZM167 182V185H166ZM187 182L189 184H187ZM198 182V183H197ZM203 182V183H202ZM206 182V184H205ZM210 182V184H209ZM218 182V183H217ZM254 182V183H253ZM257 182V185L256 183ZM259 182V183H258ZM262 182V185H261ZM3 185H2V184ZM39 183V184H38ZM42 183V184H40ZM52 183H54L52 185ZM67 183V184H66ZM80 183V185H79ZM151 183V184H150ZM171 183V184H170ZM184 183V184H183ZM202 183V184H200ZM11 184V185H10ZM13 184V186H12ZM15 184V185H14ZM50 184V185H49ZM58 184V185H56ZM63 184V185H62ZM82 184V186H81ZM86 184V185H85ZM94 184V185H93ZM113 184V185H110ZM157 184V185H155ZM161 184V185H160ZM176 184V185H175ZM180 184V185H177ZM220 186H219V185ZM2 185V186H1ZM18 185V184H17ZM43 187H42V186ZM48 185V186H47ZM69 185V186H66ZM75 185L76 188L74 187ZM79 185V186H78ZM84 185V187H83ZM149 185V186H148ZM154 185V187L152 186ZM159 185V186H158ZM165 185V186H164ZM174 185V186H173ZM207 185V186H206ZM213 185V186H212ZM215 185V186H214ZM216 185L218 186V188L215 189ZM4 186V187H3ZM6 186V187H5ZM15 186V187H14ZM59 186V187H58ZM62 186V187H60ZM151 186V187H150ZM171 186V187H170ZM213 188V189H211ZM12 187V188H11ZM49 187V188H48ZM54 187V188H53ZM87 187V188H85ZM91 189H90V188ZM95 187V188H94ZM187 187V188H186ZM195 187V188H194ZM227 187V188H226ZM4 188L6 189L5 192L6 194H4ZM10 188V190H9ZM53 188V189H52ZM58 188V189H57ZM70 188V189H69ZM74 188V190H72ZM93 188V189H92ZM174 190H172V189ZM182 188V189H181ZM192 188V189H189ZM230 188V189H229ZM263 188V189H261ZM3 189V190H2ZM15 189V191H14ZM44 189V192L43 191ZM61 189V190H60ZM65 189V190H64ZM77 189V191H76ZM88 190L87 191H84ZM90 189V191H89ZM151 189V190H150ZM154 189V190H153ZM176 189V192H175ZM181 189V190H180ZM185 189V190H184ZM208 189V190H207ZM223 189V190H222ZM232 189V190H231ZM12 190V191H11ZM51 190V191H50ZM56 190V192H55ZM62 191L58 192V191ZM68 190V191H66ZM72 190V191H71ZM80 190V191H79ZM95 190V191H94ZM166 190V191H165ZM172 190V191H171ZM187 190V191H186ZM207 190V191H206ZM228 190V191H227ZM235 190V191H234ZM10 191V192H9ZM17 191V192H16ZM54 191V192H53ZM65 191V192H64ZM93 191V192H91ZM171 193H170V192ZM183 191V193H181ZM186 191V192H185ZM196 191V192H195ZM201 191V192H200ZM203 191V192H202ZM206 191V192H205ZM213 191V192H212ZM218 191V193H217ZM223 191V192H222ZM225 191V192H224ZM12 192V193H11ZM16 192V193H14ZM42 194H41V193ZM47 192V193H46ZM58 192V193H57ZM74 192V193H72ZM89 193V195L86 197L84 196V194ZM159 193V197L158 194ZM192 192V193H191ZM194 192V193H193ZM208 193V197L207 194ZM213 193V195L211 193ZM216 192V193H215ZM238 192V193H237ZM9 195H8V194ZM39 193V194H38ZM53 195H52V194ZM68 193V194H67ZM71 193V194H70ZM83 193V194H82ZM92 193V194H91ZM94 193V194H93ZM204 193V194H203ZM215 193V194H214ZM232 193V194H231ZM236 195H234V194ZM242 193V194H241ZM13 194V195H12ZM17 196H16V195ZM65 194V195H62ZM163 194H165L163 196ZM168 194V195H167ZM175 194V195H174ZM193 194V195H192ZM202 196H201V195ZM226 197H225V195ZM241 196H240V195ZM245 194V196H244ZM15 195V196H14ZM34 195V196H33ZM37 195V196H36ZM40 195V196H38ZM42 195V196H41ZM49 195H58L59 199H61V202H63V204L65 205L64 210L67 211L66 214L70 217H68L66 215L65 218H62L61 222L63 225H68L67 227L69 228V230L71 229L73 232V238L74 240L76 239L75 237H79L77 238L75 241L81 244V245H87L86 246H70L67 245L68 247L63 248L62 246H60V242L63 241L62 240V236L61 235H65V231L67 232H71L68 230H64L63 228L66 229V226L63 228H60V233H62L61 235L58 233L59 231L54 229L50 232H47L49 234L46 233L47 236L41 234L42 232L44 233L45 231H40V227H42V223L43 222V218L39 221V219L42 217V211L44 208V206H38L37 205L40 203L42 204L43 199H45L46 197H48ZM61 195V196H60ZM181 197H180V196ZM195 195V196H194ZM206 195V196H205ZM219 195V196H218ZM221 195V196H220ZM224 195V196H223ZM251 196V198L249 196ZM5 196V197H4ZM8 196V199H7ZM46 196V197H44ZM172 196V197H171ZM177 196V197H176ZM191 196V197H190ZM194 196V197H193ZM216 198V199H214ZM218 196V197H217ZM223 196V197H222ZM233 196V199H232ZM10 197V198H9ZM36 197V198H34ZM39 197L40 200L38 199ZM61 197V198H60ZM64 199H63V198ZM166 199H165V198ZM174 197L173 200H170ZM200 197V198H199ZM212 197V198H211ZM228 197V198H227ZM230 197V198H229ZM243 197V198H242ZM5 198V199H4ZM13 198V199H12ZM17 198V200H16ZM31 198V199H30ZM33 198V199H32ZM43 198V199H42ZM67 200H66V199ZM195 198V199H194ZM199 198V199H198ZM236 198V199H235ZM245 198V200H244ZM250 198V199H248ZM255 198V199H254ZM257 198V199H256ZM12 202H9L11 201ZM29 199V202H28ZM38 199V200H37ZM42 199V201H41ZM168 199V200H167ZM183 199V200H182ZM193 199V201H192ZM197 199V200H196ZM203 199V200H202ZM205 199V201H204ZM212 199V200H211ZM223 199V200H222ZM228 199V200H227ZM239 199V201H238ZM7 200V201H6ZM31 200V201H30ZM39 202H37V201ZM66 200V202L64 201ZM167 200V201H166ZM180 200V201H178ZM186 200V201H185ZM200 200H201V204H200ZM217 200V201H216ZM225 200V201H224ZM227 200V201H226ZM241 200V201H240ZM247 200V201H246ZM249 200H253V201H249ZM258 200V201H256ZM20 202V203H17ZM24 203H23V202ZM36 201V207H34L33 205H35ZM69 201V202H68ZM169 201V202H168ZM185 201V202H184ZM210 201V202H209ZM248 202V204L246 202ZM9 202V204H8ZM32 202V203H31ZM65 202V203H64ZM147 202V203H146ZM172 204H171V203ZM181 202V203H180ZM184 202V203H183ZM191 202V203H190ZM215 202V203H214ZM217 202V203H216ZM221 202V203H219ZM241 202V203H240ZM251 202V203H250ZM256 204H253V203ZM263 202V203H262ZM15 203V204H13ZM23 203V204H22ZM29 205V209L27 208V204ZM68 203V205L66 204ZM189 203V204H188ZM205 203V204H204ZM231 203V204H230ZM235 203V205H234ZM244 203V204H243ZM250 203V204H249ZM22 204V205H21ZM31 204V205H30ZM147 204L150 205V209L146 206ZM185 204V205H184ZM198 204V205H197ZM202 204H204L203 206H201ZM207 204V205H206ZM210 204V205H208ZM213 204V205H212ZM230 204V205H229ZM238 204V205H237ZM240 204V206H239ZM242 204V205H241ZM15 205V206H13ZM18 205L19 208H16V206ZM21 205V206H20ZM144 205V206H143ZM179 205V206H178ZM196 205V206H195ZM216 205V206H215ZM226 207H224V206ZM237 205V206H236ZM246 205L247 207L243 206ZM253 205V206H252ZM260 205V206H259ZM5 206V208H4ZM8 206V207H6ZM11 206V207H10ZM31 206V207H30ZM67 206V207H66ZM70 206V207H69ZM184 206V207H183ZM208 206V207H206ZM212 206V208H211ZM222 206V207H221ZM3 207V208H2ZM14 207V208H13ZM25 207V208H23ZM50 206L48 205V208ZM153 207V208H152ZM190 207V208H188ZM203 207V208H202ZM217 209H216V208ZM224 207V208H223ZM234 207V208H233ZM236 207V208H235ZM240 207V209H239ZM251 209H250V208ZM255 207L259 210V212H256L258 210L255 209ZM260 207V208H259ZM38 210L41 211L40 212V216L39 213L37 214L38 216H36V211L32 210ZM37 208V209H35ZM71 208V209H70ZM145 210H144V209ZM188 208V209H187ZM193 208V209H192ZM200 208V209H199ZM205 208V209H204ZM211 208V209H210ZM219 208V209H218ZM222 210H221V209ZM243 208V209H242ZM246 208V209H244ZM249 208V209H248ZM254 210H253V209ZM16 209V210H15ZM19 209V210H18ZM22 209V210H21ZM26 211H25V210ZM181 209V210H180ZM186 209V210H185ZM191 209V210H190ZM199 209V210H198ZM203 209V210H202ZM210 209V210H207ZM216 209V210H215ZM229 212L227 214V212H225L226 210ZM229 209V210H228ZM233 209V210H230ZM236 209V210H235ZM248 209V210H247ZM263 213H262V211ZM32 213L30 216V212ZM147 210V211H146ZM150 210V211H149ZM183 210V211H182ZM202 210V211H201ZM254 211L253 214L250 213V211ZM12 211V214H10V212ZM17 211V212H15ZM21 211V212H20ZM72 211V212H71ZM73 211H75L73 213ZM212 211V212H211ZM219 211V212H217ZM222 213H221V212ZM242 211V213H241ZM6 212V213H5ZM25 212V213H24ZM35 212V213H34ZM197 212V213H196ZM205 212V213H203ZM211 214V216L208 214ZM231 212V213H230ZM233 212V213H232ZM238 212V213H237ZM261 212V214H260ZM4 215H3V214ZM24 213V214H23ZM201 216H200V214ZM217 213H219L217 215ZM236 213V214H235ZM241 213V214H240ZM247 213V214H246ZM259 213V214H257ZM15 214V215H14ZM28 214V215H26ZM223 215V216H220ZM231 214V215H230ZM238 216H235L237 215ZM7 215V218H6ZM13 215V216H12ZM22 215V216H21ZM82 217H80V216ZM207 215H209V217H207ZM225 215V216H224ZM241 215H245L244 217H241ZM255 217H253V216ZM262 215V218H261ZM3 216V218H2ZM16 216V217H15ZM20 216V217H19ZM24 216V217H23ZM25 216L27 217V219L25 218ZM35 218H34V217ZM72 216V217H71ZM79 218H76V217ZM199 216V217H198ZM248 216V218H247ZM250 216V217H249ZM259 216V217H258ZM14 217V218H13ZM23 219H22V218ZM30 219H29V218ZM206 217V218H205ZM215 217V219H214ZM219 217V220H218ZM231 217V218H230ZM234 217L233 220H231ZM235 217L238 219H235ZM9 218V220H8ZM39 218V219H38ZM67 218V219H66ZM72 218L74 223H71V225L69 224L70 220L69 219ZM81 218V219H80ZM83 218V220H82ZM202 218V219H201ZM205 218V219H203ZM222 218V219H221ZM230 220H229V219ZM258 218V219H257ZM261 218V219H260ZM15 219V220H14ZM35 219V220H34ZM38 219V220H37ZM64 219V220H63ZM77 219V220H76ZM209 219V220H207ZM251 219V220H250ZM254 219V220H253ZM257 219V220H256ZM23 220V222H22ZM31 220V221H30ZM68 220V221H66ZM81 220V221H80ZM105 220L108 222H105ZM207 220V221H206ZM218 220V221H217ZM237 220V221H236ZM262 220V221H261ZM8 221V222H7ZM33 221H35L33 223ZM65 221V222H64ZM78 221V222H77ZM84 221V222H83ZM100 224H99V222ZM205 221V222H204ZM213 221V222H211ZM217 221V222H216ZM227 224H226V222ZM231 221V222H230ZM235 223H234V222ZM25 222V223H24ZM27 222V223H26ZM40 224H39V223ZM69 222V223H67ZM105 222V223H104ZM208 222V224H207ZM221 222V224H219ZM3 223V224H2ZM12 223V224H11ZM20 223V224H17ZM44 223V222H43ZM77 223V224H76ZM97 223V224H96ZM107 223V224H106ZM213 223V224H212ZM215 223V224H214ZM227 226V228L224 226ZM231 224L229 226V224ZM10 227H9V225ZM28 224V225H27ZM34 224V225H33ZM74 224V225H73ZM101 225V227H99V225ZM199 224V225H197ZM218 226H217V225ZM7 225V226H6ZM14 225H16L17 227H15ZM23 225V226H22ZM27 225V226H25ZM37 225V227H35ZM77 225V226H76ZM84 225V226H82ZM102 225H105V227H103ZM13 226V227H11ZM33 226V227H32ZM76 226V227H75ZM223 226V227H221ZM232 226V227H231ZM21 227L24 229H21ZM32 227V228H31ZM72 227V228H71ZM75 227V229L73 228ZM83 227V229L81 228ZM96 227V228H95ZM98 227V228H97ZM106 228L104 235L106 237H102V240H95L94 239V230L99 231L98 229L100 228ZM112 227V228H111ZM219 227V228H217ZM9 228V229H7ZM18 228V229H17ZM109 228V229H108ZM212 228V229H211ZM77 233H74V230ZM79 231H78V230ZM94 229V230H92ZM111 229V230H110ZM115 229V230H113ZM5 230V231H4ZM13 230V231H12ZM30 232L26 234V231ZM63 230V231H62ZM82 230V232H81ZM211 230V231H209ZM218 230V232H217ZM225 230V232H224ZM230 230V232H229ZM23 231V232H22ZM32 231V232H31ZM38 231H35V233ZM57 231V233H56ZM62 231V232H61ZM83 231H85L86 233H84ZM224 233H222V232ZM227 231V232H226ZM17 232V233H16ZM54 232L57 234L55 235ZM79 232V233H78ZM109 232V233H108ZM120 233V234H116V233ZM208 232L209 236L210 234L212 236H208ZM217 233L216 236L220 237L222 234V236L220 238L215 237L214 233ZM220 232V233H219ZM232 232V233H231ZM13 233V234H12ZM64 233V234H63ZM226 233V235H225ZM229 235H228V234ZM8 234V236H7ZM11 234V235H10ZM16 234V235H15ZM20 234V235H19ZM30 234V236H29ZM68 234V233H67ZM76 234H78L76 236ZM81 234V235H79ZM84 234V235H83ZM93 234V235H92ZM111 234V235H110ZM23 235L26 237H23ZM43 235V236H41ZM55 235V236H53ZM90 237H89V236ZM110 235V236H109ZM119 235V236H118ZM164 235V236H163ZM16 236V237H15ZM21 236V237H19ZM51 236V237H50ZM109 236V237H108ZM163 236V237H161ZM200 236V237H199ZM207 236V238H205ZM15 237V238H14ZM53 237V240H52ZM56 237V238H55ZM70 238H72L71 236H68ZM85 239H84V238ZM89 237V238H88ZM93 237V238H92ZM113 239H111V238ZM114 237V238H113ZM122 239H119V238ZM124 237V238H123ZM157 237V238H155ZM6 238V241H5ZM13 238V239H12ZM18 238V242L17 239ZM48 238L49 241H48ZM55 238V239H54ZM64 238H66V236H64ZM72 238V239H73ZM80 238H82L83 240H81ZM105 238V239H104ZM109 238V240H108ZM126 238V240H125ZM162 238V239H161ZM202 238V239H201ZM2 239V240H3ZM23 239V240H22ZM111 239V240H110ZM153 239L157 240V243H160L156 245V240L153 241ZM160 239V241H159ZM207 239V241H205ZM225 239V240H224ZM71 240V239H70ZM80 240V241H79ZM85 240H87V242H85ZM166 240V241H165ZM11 243H10V242ZM94 241V242H93ZM102 241V242H100ZM108 241V242H107ZM113 241L115 242H120V241H126V243L128 244L126 247V251H122L118 258H114V255L112 254V250H110L111 248H108V250L106 249L108 244H112ZM130 241V242H128ZM202 241V242H201ZM217 241V242H216ZM14 242V243H13ZM100 242V243H99ZM105 242H107L105 244ZM24 243V242H23ZM51 243V242H50ZM49 243V244H50ZM98 243V244H97ZM125 243V244H126ZM149 243L156 245L159 247L160 250L155 249L150 245ZM155 243V244H154ZM195 243V244H194ZM19 244V243H18ZM17 244V245H18ZM59 244V245H58ZM96 244V246L94 245ZM102 246H100V245ZM109 244V245H110ZM132 244V245H131ZM193 244V245H192ZM51 245V244H50ZM92 245V246H91ZM152 248H150L149 247ZM89 246V247H88ZM91 246V248H90ZM99 246H100V253H99ZM62 249H61V248ZM82 247V248H81ZM85 247L88 249L87 252L85 250ZM96 247V248H95ZM106 247V248H105ZM109 247V246H108ZM133 250H131V248ZM147 247V248H146ZM44 248V247H43ZM42 248V249H43ZM55 248V247H54ZM53 248V249H54ZM72 249V251L68 252L69 249ZM78 248V250H77ZM1 249V248H0ZM51 250H46L44 248V251H47V255H45V252L43 251H38V253L35 252H28L27 254V258L32 259L29 260L30 264L34 263L33 261L36 260V258H32V256L35 254L38 256L41 255L42 259H40L41 257L39 256V259L36 260L35 264H58L61 263V260L58 257V252H55V254L57 253V256L54 254ZM56 250L58 248H55ZM82 249V251H80ZM85 251H84V250ZM98 249V250H97ZM144 251H143V250ZM149 249V250H148ZM89 250H93L89 251ZM110 250V251H109ZM130 250V252L132 253V256L130 255L131 253L128 251ZM154 250V251H153ZM157 250V251H156ZM48 251H50L54 256H51ZM73 251H79V252H74ZM98 252L97 253H95ZM106 251V252H105ZM139 251V252H138ZM141 251V252H140ZM148 251V252H147ZM152 251V252H151ZM2 253V251H0ZM84 252V253H83ZM94 253L95 255L93 256L92 253ZM110 252V253H109ZM124 252V253H123ZM125 252H127L128 254L125 255V257L123 256L125 254ZM151 252V253H150ZM155 252V253H154ZM66 253V255H67ZM82 253V254H81ZM88 253V254H86ZM90 253V254H89ZM105 253V254H104ZM123 253V254H122ZM134 253L136 255L137 258H135ZM148 255H147V254ZM169 253V254H167ZM32 254V255H29ZM76 254V255H75ZM102 254V255H101ZM147 256H146V255ZM152 254V256H151ZM171 254V255H170ZM50 255V256H49ZM70 255V256H71ZM75 255V256H74ZM86 255V257H85ZM88 255V257H87ZM92 255V256H90ZM99 255V256H96ZM104 255V256H103ZM134 255V256H133ZM139 255V256H137ZM155 255V256H154ZM164 255V256H163ZM1 257L2 254L0 255ZM30 258H29V257ZM34 256V257H37ZM90 256V257H89ZM102 258H101V257ZM110 256V257H109ZM113 258H112V257ZM129 258H128V257ZM145 256V257H144ZM157 256V257H156ZM160 256V258H159ZM169 258H167V257ZM173 256V259L172 257ZM51 257V258H50ZM53 257L56 259H53ZM94 257V258H93ZM132 257V258H131ZM140 257V258H139ZM145 258V260L143 258ZM151 257V258H149ZM175 257V258H174ZM8 258V257H7ZM0 258V264H6V262H8L7 264H15V262L13 263V259H12V263H10V261L8 259L11 258ZM25 258V259H27ZM47 258V260L45 259ZM51 260H49V259ZM90 258V259H89ZM93 258V259H92ZM106 258V259H105ZM108 258V259H107ZM131 258V259H130ZM143 261H142V259ZM147 258V259H146ZM149 258V259H148ZM169 259L170 261L167 262V259ZM171 258V259H170ZM4 259V260H3ZM23 260L21 261L22 263L20 264H28L27 260ZM35 259V260H34ZM59 259V260H58ZM72 259V258H71ZM73 259V261H74ZM81 259V261H82ZM89 259V260H87ZM96 259V260H95ZM105 259V260H104ZM112 259V260H111ZM117 259V260H116ZM128 259V260H127ZM134 259V261H133ZM141 260L138 261V260ZM151 259V260H150ZM162 259V260H161ZM166 259V260H165ZM41 262H40V261ZM45 262H44V261ZM68 259H66L67 261ZM107 260V261H106ZM121 260V261H120ZM127 260V262H126ZM131 260V261H130ZM136 260V261H135ZM148 260H150L151 262H149ZM164 260V261H163ZM177 260V262H175ZM2 261H4L2 263ZM24 261L26 263H24ZM60 261V262H59ZM65 261V260H64ZM71 260L68 261V263L65 264H75V262H73ZM112 261V262H111ZM116 261L118 263H116ZM124 261V262H123ZM147 261V262H146ZM154 261V263H153ZM158 261V262H157ZM162 261V262H161ZM172 261V262H171ZM181 261V262H179ZM32 262V263H31ZM47 262V263H46ZM57 262V263H56ZM70 262V263H69ZM107 262V263H106ZM126 262V263H125ZM135 262V263H134ZM144 262V263H143ZM146 262V263H145ZM77 263V262H76ZM17 264V263H16ZM64 264V262L62 263ZM83 264V263H82Z\"/></svg>",
    "mask_w": 264,
    "mask_h": 264
},
{
    "label": "bare ground",
    "instance_id": "2",
    "mask_svg": "<svg viewBox=\"0 0 264 264\" xmlns=\"http://www.w3.org/2000/svg\"><path fill=\"white\" fill-rule=\"evenodd\" d=\"M19 1H20V0L16 1L14 4H17V2H18V4H19ZM24 1H25L26 3H24ZM36 1L38 2V3H37V5H38L40 0H39V1L36 0ZM43 1H44V0H43ZM50 1H51V0H50ZM50 1H49V2H50ZM92 1H93V0H92ZM92 1H91V4H92ZM119 1H120V0H119ZM131 1H133L136 5H137V3H140L139 0H131ZM143 1H144V2H146V1H147V2H148V1H149V2H152V1H154V0H143ZM204 1H206V2L208 3V5H210V3H211V8H212V6H213V9H214V7L217 6V3H218V2H219V3H222V5L224 6L223 2L225 1V3H227L225 9H226V11H227V14L229 15V20H230L229 22H230V25H234V26L239 25V26L241 27L240 35L236 37V38L239 39V40L234 41V40H232V39H229V40H228V39H226V40H222V39H221V40H222L221 43L223 42L224 45H225V43H229V44H230V45H229V48L231 47V48H234V49H230L229 51H228V50L226 51V49L224 48V50H225L224 52H223V50H221V51H222L221 53L218 52V53H219V57H220V61H218V60H217V61L220 62V63L217 62V64H216V63L214 62L215 65H216L215 67H217V68L220 67V68L218 69V71L221 69V71H222L221 74H222V75H223V72L226 73V75H223L224 77L227 76V75H228V76L232 75V78L234 77V78H236V80L238 79L239 76L241 77V78L239 77L240 79H243L245 76H248V75H245V76L242 75L243 73H242L241 70H243V72H244V71H245V68H248L247 70L250 71L251 69H249V68H252V72H253V71H254L253 69H255L257 72H259V76H257V75H256V72H255V73H254V76H255V77H249V78H248L249 80L247 79L246 84L249 83V84H250V87H252V85H253V87H254V86H255V87L259 86L258 88H260V86L264 87V0H232V3H230L229 0H164L165 4L162 5V6H163L162 8H161V7L159 8V11H160V10H161V11H160V12H158V11L156 12V11H155V13H157V14H155V16H156L155 19H157V20L154 19V20H155L154 22H158V21H159L158 24L160 25V26H159V30H158V34H159L160 36H166V35H168V33L170 32V30H173L174 33H175V37H176V34H179V33H180L179 27H178V28H177V26L174 27V26L172 25L171 22H166V21L164 20V19H167L168 14L170 13V11H172L173 14H174L175 11H178V10L182 11V13H181V17L179 18V15H178V12H177L178 18H177V16H176L175 19L177 18V20H179V21L181 20V21H182L181 24H184V25L182 26V28L185 30V26H186V25L191 24V23H194V22H195L194 19L199 18L200 16H203V15L206 13V10H205L204 8L201 9V6H202V5H203V6L206 5V4L204 3ZM226 1H227V2H226ZM8 2H9V1H8ZM21 2H22V0H21ZM29 2H30V1H29ZM32 2H33V1H32ZM45 2H47V0H46ZM49 2H47V3L49 4ZM52 2H53V1H51V3H52ZM94 2H95V0H94ZM120 2H121V1H120ZM124 2H126V1H124ZM209 2H210V3H209ZM3 3H4V0H3ZM53 3H54V2H53ZM96 3H97V1H96ZM117 3H118V2H117ZM155 3H156V2H154L153 4H155ZM219 3H218V5H219ZM4 4L7 5V4H8L7 1H6ZM4 4H3V5H4ZM22 4H23V5H22ZM22 4L20 3L19 5H22V7L24 6V4L27 5V1H26V0H23ZM35 4H36V3H35ZM35 4H34V2H33V5H31V6H34ZM93 4H94V3H93ZM111 4H112V3H111ZM120 4H121V3H120ZM120 4L118 5V8L121 10L120 7L122 6V8H123L124 6L122 5L123 3L121 4V6H120ZM228 4H229V5H228ZM9 5H10V4H9ZM26 5H25V6H26ZM132 5H134V4H132ZM155 5H156V4H155ZM208 5H207V6H208ZM220 5H221V4H220ZM220 5H219L218 7H220ZM25 6H24V7H25ZM27 6H29V8H30V5H27ZM45 6H46V5H44V7H45ZM48 6H49V5H48ZM129 6H130V2H129V4H128V7H129ZM159 6H160V5H159ZM207 6H206V8H207ZM5 7H6V6H5ZM13 7H14V6H13ZM22 7H21V11H22ZM24 7H23V8H24ZM52 7H53V6H52ZM108 7H109V5H108ZM131 7H132V6H130V8H131ZM141 7H142V6H141ZM209 7H210V6H209ZM7 8H8V7H7ZM11 8H12V6H11ZM19 8H20V7H19ZM31 8H32V7H31ZM38 8H39V5H38ZM50 8H51V6H50ZM54 8H55V7H54ZM118 8H116L115 10H117ZM156 8H158V6H157ZM9 9H10V7H9ZM9 9H8V11H9ZM134 9H135V8H134ZM200 9H201L202 11H201ZM220 9H221V8H220ZM0 10H1V9H0ZM14 10H16L15 7H14ZM27 10H28V8H27ZM41 10H42V8H41ZM127 10H128V9H127ZM173 10H174V11H173ZM203 10H205V13L203 12ZM10 11H11V10H10ZM10 11H9V12H10ZM33 11H34V13L31 12V15H32V13H33L34 15H36L37 13H35V11H36L35 6L33 7ZM39 11H40V9H39ZM44 11H45V10H44ZM52 11H54L53 8H52ZM52 11H51V12H52ZM111 11H113V10L111 9ZM207 11H208V10H207ZM223 11H224V10H223ZM223 11H222V13H223ZM49 12H50V11H48V13H49ZM116 12H117V11H116ZM148 12H149V11H148ZM220 12H221V10H220ZM249 12H250V14L252 13V14H251V15H252V18H251V20L249 19L250 24L247 25V26H246V25L244 26L243 23H242V22H243L242 20H244V18H245L246 16H249ZM19 13H20V11H19ZM24 13H25V12H23V14H24ZM48 13L46 12V15H47ZM52 13H53V12H52ZM114 13H115V12H114ZM123 13H124V12H123ZM123 13H122L121 11L118 13V16H119V17H118V22H120V24H119L120 26H121V24H122L123 29H124V31H126V34H127V32H130V31L132 30V28H131L132 26L129 25L130 23H128V20H127L128 18H127ZM127 13H128V11H127ZM179 13H180V12H179ZM203 13H204V14H203ZM213 13H214V12H213ZM237 13H239V16L241 15V18H240V17L238 18V14H237ZM0 14H2V13H0ZM5 14H6V15L8 14V13L6 12V10H5ZM20 14H22V13H20ZM25 14H26V13H25ZM28 14L30 15V13H28ZM187 14H188V16H187ZM246 14H247V15H246ZM253 14H254V15H253ZM3 15H4V14H3ZM34 15H33V16H34ZM153 15H154V14H153ZM175 15H176V14H175ZM205 15H206V14H205ZM223 15H224V14H223ZM223 15H222V16H223ZM245 15H246V16H245ZM8 16H9V15H8ZM12 16H13V15H12ZM18 16H20V17H18L17 20H16V18H13V20L17 22V25H18V23H20V26L18 25V27H22V26H23V29H22L23 31H22V32H23V33L25 32L24 36L26 35L25 38H24V36H23V41H24V39H25L26 41H31L32 38H34V40H36V39L38 40V39H40V38H41L42 40H43V39H44V40H45V39L47 40V38H48V39L51 38L50 36H52V34L49 33L48 31H46L47 33H45L44 35H43V34H41V35L39 34L38 37H35V36H36V35H35V30H36L35 28H36L37 26L34 25V26H35V27H34V26H33L34 23H33V24L31 23V21H30V19H29V18H31V16H30V17H29V16H28V17H27V16H24V17H23V16H21V15H18ZM38 16H39V15H38ZM43 16H44V15H43ZM54 16H55V15L53 14V17H54ZM150 16H151V15H150ZM173 16H174V15H173ZM36 17H37V16H36ZM36 17H35V18H36ZM115 17H117V15H115ZM152 17L154 18V16H152ZM217 17H218V16H217ZM224 17H225V15H224ZM226 17H227V15H226ZM6 18H7V16L5 17V19H6ZM8 18H9V17H8ZM10 18H11V16H10ZM32 18H33V20H34V17H32ZM32 18H31V20H32ZM40 18H41V16H40ZM50 18H52L51 15H50L49 19H50ZM60 18H61V17H60ZM62 18H63V17H62ZM66 18H67V17H66ZM173 18H174V17H173ZM202 18H204V17H202ZM211 18H213V16H212ZM38 19H39V18H37V20H38ZM41 19H42V18H41ZM47 19H48V18H47ZM52 19H54V18H52ZM52 19H51V20H52ZM58 19H59V18H58ZM58 19H57V15H56L57 23H56V21H54V23L57 24V25H58ZM67 19H68V18H67ZM73 19H74V18H73ZM116 19H117V18H116ZM116 19H115V21H116ZM168 19H169V18H168ZM171 19H172V18H171ZM175 19H174V20H175ZM217 19H218V18H217ZM221 19H222V18H221ZM240 19H241V20H240ZM13 20H12V21H13ZM35 20H36V19H35ZM63 20H64V19H63ZM77 20H78V19H77ZM84 20H85V19H84ZM86 20H88V19H86ZM135 20H136V19H135ZM203 20H205V19H203ZM6 21H8V20H6ZM12 21H11V22H12ZM129 21H130V20H129ZM139 21H140V19H139ZM141 21H142V20H141ZM143 21H144V20H143ZM179 21H178V22H179ZM213 21H214V19H213ZM245 21H246V20H245ZM247 21H248V19H247ZM0 22H1V21H0ZM51 22H53V21H50V23H51ZM60 22H61V21H60ZM62 22H63V24H64V21H62ZM71 22H72V21H71ZM71 22H70V23H71ZM73 22H74V21H73ZM81 22H82V21H81ZM85 22H86V21H85ZM87 22H89V21H87ZM87 22H86V24H87ZM116 22H117V21H116ZM118 22H117V23H118ZM132 22H133V21H132ZM196 22H197V21H196ZM198 22H199V21H198ZM227 22H228V21H227ZM41 23H42V22H41ZM65 23H66V21H65ZM83 23H84V22H83ZM160 23H161V24H160ZM199 23H200V22H199ZM1 24H2V23H1ZM9 24H11V23H9ZM35 24H36V22H35ZM37 24H38V23H37ZM42 24H43V26H44V23H42ZM63 24H62V25H63ZM68 24H69V22H68L67 25H66L67 27H68ZM72 24L74 25V23H72ZM75 24H76V23H75ZM81 24H82V23H81ZM94 24H95V22H94ZM99 24H100V23H99ZM99 24H97V25H99ZM136 24H137V22H136ZM138 24H139V22H138ZM178 24H179V23H178ZM203 24H204V21H203ZM221 24H222V23H221ZM224 24H225V23H224ZM12 25H13V24H12ZM12 25H10L9 28H11ZM17 25H16L15 27H17ZM39 25H40V23H39ZM48 25H49V23H48ZM52 25H53V24H52ZM57 25H56V26H57ZM62 25H61V27H62ZM139 25H140V24H139ZM154 25H155V23H154ZM154 25H153V26H154ZM198 25H199V24H198ZM1 26H2V25H1ZM54 26H55V25H54ZM56 26H55V28H56ZM195 26H196V25H195ZM201 26H202V25H201ZM5 27H6V25H5ZM44 27H45V26H44ZM44 27H43V29H44ZM64 27H65V26H64ZM70 27H71V26H70ZM70 27H69V29H70ZM95 27L97 28V26H95ZM137 27H138V26H137ZM221 27H222V26H221ZM40 28H41V31H42V25H41V27H39V29H37V30H40ZM50 28H51V27H50ZM75 28H76V27H73L74 30H75ZM77 28H79V27H77ZM98 28H99V27H98ZM182 28H180V29H182ZM222 28H223V27H222ZM222 28H221V30H222ZM230 28H231V27H230ZM1 29H2V28H1ZM4 29H5V28H4ZM12 29H14V27H12ZM19 29H20V31H21V28H19ZM52 29H53V28H51V30H52ZM94 29H95V28H94ZM200 29H202V28H200ZM200 29H199V30H200ZM15 30H16V29H14L13 31H15ZM63 30H64V29H63ZM66 30H68V29L66 28ZM79 30H80V31H79ZM155 30H156V29H155ZM194 30H195V29H194ZM237 30H238V29H237ZM237 30H236V31H237ZM2 31L5 32L4 30H2ZM8 31H9V29H8ZM20 31L18 30V32H20ZM71 31H73V30H72V27H71ZM75 31H76V30H75ZM89 31H90V33H91V31H92V33H94L92 27H90L89 24H87V25H85V26L82 25V26H80V29H78V33H76L77 35H76V37H75V41H76V38H77V37H78V39H80V40H81V39H84L83 41H85V44H84L83 41H80V42H81V43L83 42V44H84L83 47H85V49H87V48H86V45H87V44L90 43V46H91L92 43L95 44V42L97 41V38H95L97 32L94 34L95 36H94L93 38H90V40H87V38H88L87 36H90V35L88 34ZM95 31H96V29H95ZM102 31H103V30H102ZM153 31H154V30H153ZM168 31H169V32H168ZM186 31H187V30H186ZM186 31H185V32H186ZM22 32H21V33H22ZM55 32H56V31H55ZM59 32H60V31H59ZM62 32H63V31H62ZM67 32H68V31H67ZM73 32H74V31H73ZM73 32H72V34H71L72 36H74L73 34H75V33H73ZM87 32H88V33H87ZM106 32H107V31H106ZM155 32H156V31H155ZM171 32H172V31H171ZM181 32H182V31H181ZM224 32H225V31H224ZM232 32H233V30H232ZM6 33H8V32H6ZM11 33H12V32H11ZM11 33H10V34H11ZM21 33H20V36H21ZM33 33H34V35H33ZM70 33H71V32H70ZM92 33H91V35H93ZM200 33H201V32H200ZM213 33H214V31H213ZM4 34H5V33H4ZM16 34H17V33H16ZM62 34H63V33H61L60 35L63 36ZM65 34H66V31H65ZM102 34H103V32H102ZM102 34H101L100 36H97V37H98V38H99V37L101 38ZM153 34L155 35V33H153ZM172 34H173V33H171V35H172ZM181 34H182V33H181ZM196 34H197V32H196ZM202 34H203V33H202ZM234 34H235V33H234ZM55 35H56V37H57V34H55ZM98 35H99V34H98ZM183 35H184V34H183ZM187 35H189V33H187ZM194 35H195V34H194ZM213 35L216 36L215 34H213ZM226 35H227V34H226ZM7 36H8V35H7ZM68 36L71 37V36L69 35V33H68ZM104 36H106V34H105ZM104 36H103V37H104ZM156 36H157V33H156ZM178 36H179V35H178ZM196 36H197V35H196ZM196 36H195V37H196ZM210 36H211V35H210ZM1 37H2V36H1ZM3 37H4V36H3ZM3 37H2V38H3ZM10 37L12 38V36H10ZM17 37H18V34H17ZM49 37H50V38H49ZM59 37H60V36H59ZM66 37H67V35H66ZM188 37H190V35H189ZM195 37H194V38H195ZM197 37H198V36H197ZM203 37H204V36H203ZM206 37H208V36H206ZM211 37H212V36H211ZM234 37H235V35H234ZM4 38H5V37H4ZM4 38H3V40H5ZM8 38H9V37H8ZM8 38H7V39H8ZM11 38H10V39H11ZM15 38H16V36H15ZM64 38H65V37H64ZM72 38H73V37H72ZM72 38H71V40H73ZM94 38H95V39H94ZM162 38H163V37H162ZM177 38H179V37H177ZM177 38H176V39H177ZM236 38H235V39H236ZM18 39H19V38H18ZM18 39H17V40H18ZM41 39H40V40H41ZM52 39H53V36H52ZM65 39H66V38H65ZM85 39H86L89 43H88ZM101 39H102V38H101ZM101 39H100V41H101ZM149 39H150V37H149ZM149 39H148V42H150V44H151V43L153 42V40H152V39L149 40ZM153 39H154V38H153ZM160 39H161V38H160ZM170 39H171V38H170ZM187 39H188V38H187ZM197 39H198V38H197ZM199 39H200V38H199ZM215 39H216V38H215ZM243 39H248V40H244V41H246V42L244 43ZM54 40H57V39L54 38ZM61 40H63V37H62ZM113 40H114V39H113ZM154 40H155V39H154ZM174 40H175V39H174ZM211 40H212V39H211ZM59 41H60V40H59ZM69 41H70V39H69ZM107 41H108V40H107ZM109 41H110V40H109ZM181 41H182V39H181ZM214 41L216 42V40H214ZM0 42H2V41H1V38H0ZM15 42H16V41H15ZM18 42H19V41H18ZM32 42H33V41H32ZM43 42H44V41H43ZM45 42H46V41H45ZM86 42H87V43H86ZM112 42H113V41H110V43H112ZM160 42H161V41H160ZM165 42H166V41H165ZM175 42H176V40H175ZM175 42L173 41L172 44H173V43L175 44ZM3 43H5V42H3ZM3 43H2V45H5V44L8 45V44H9L7 41H6L5 44H3ZM21 43H22V42H21ZM24 43H26V42L24 41ZM24 43H23V44H24ZM55 43H56V42H55ZM59 43H60V42H59ZM64 43H66V41H65ZM64 43L61 41V44H64ZM72 43H75V42H72ZM101 43H102V41H101ZM161 43H162V42H161ZM176 43H177V42H176ZM13 44H14V43H13ZM19 44H20V43H19ZM23 44H22V46H23ZM33 44H34V43H33ZM35 44H37V43H35ZM41 44H42V43H41ZM67 44H68V43H67ZM67 44H66V45H67ZM83 44H81V46H82ZM96 44H97V42H96ZM102 44H103V43H102ZM115 44H116V43H115ZM148 44H149V43H148ZM198 44H199V43H198ZM205 44H206V43H205ZM212 44H213V42H212ZM2 45H0V46H2ZM7 45H6V46H7ZM20 45H21V44H20ZM46 45H48V43H47ZM50 45H51V44H50ZM55 45H56V44H55ZM57 45H58V44H57ZM74 45H75V44H74ZM77 45H78V42H77ZM79 45H80V44H79ZM79 45H78V47H79ZM98 45H100V44H98ZM118 45H119V44H118ZM163 45H164V44H163ZM163 45H160V47H159L161 50H162V49H165L164 47L167 48V45H166V46H163ZM168 45H169V44H168ZM184 45H185V44H184ZM202 45H203V44H202ZM231 45H232L233 47H232ZM15 46H16V44H15ZM22 46H21V48H22ZM24 46H25V45H24ZM32 46H33V45H32ZM39 46L41 47L40 43H39ZM39 46H38V47H39ZM92 46H93V45H92ZM100 46H101V45H100ZM106 46H107V45H106ZM109 46H110V44H109ZM111 46H112V45H111ZM119 46H120V45H119ZM119 46H118V47H119ZM121 46H122V45H121ZM147 46L149 47V45H147ZM150 46H151V45H150ZM155 46H158V45H155ZM155 46H154V47H155ZM169 46H170V45H169ZM169 46H168V49H170ZM175 46H176V45H175ZM221 46H222V45H221ZM226 46H227V45H226ZM18 47H19V46H18ZM48 47H49V46H48ZM53 47H55V46H53ZM59 47H60V44H59ZM65 47H66V46H65ZM71 47H72V46H71ZM83 47H82V48H83ZM87 47H88V45H87ZM95 47H96V46H95ZM95 47H93V49H94ZM107 47H108V46H107ZM107 47H106V49H107ZM112 47H113V46H112ZM114 47H115V45H114ZM171 47L173 48V46H171ZM218 47H219V46H218ZM223 47H224V46H223ZM21 48H20V49H21ZM23 48H24V47H23ZM29 48H30V47H29ZM43 48H47V47H43ZM56 48H57V47H56ZM76 48H77V47H76ZM80 48H81V47H80ZM102 48H104L103 45L101 46V48H99V46H97V50H98V52H97V53H96V51H95L94 53H93V52H92V53L90 52L91 55H92V54H96V55H95V56L97 57L96 59H98V60L101 59V61H102V59L105 58V57L107 56V54H106V50L103 49V50H105V51L102 52V51H103V50H101ZM121 48H122V47H121ZM220 48H221V47H220ZM61 49H62V48H61ZM61 49H60V51L62 52L63 50H61ZM74 49H75V48H74ZM91 49H92V48H91ZM91 49H90V50H91ZM176 49H177V48H176ZM192 49H193V48H192ZM214 49H215V51H214ZM214 49H212V50L207 49L208 52L206 51V52H205V55L210 56L209 54H212V53H213L212 55L217 54L216 50H218L219 48H218V49H217V48H214ZM4 50H5V49H4ZM28 50H29V49H28ZM36 50H37V49H36ZM36 50H35V51H36ZM54 50H55V48H54ZM57 50H58V49H57ZM66 50H67V49H66ZM90 50H89V51H90ZM94 50H95V49H94ZM100 50H101V51H100ZM108 50H109V48H108ZM108 50H107V51H108ZM111 50H112V53H110L111 51H108V52H107V53H110V55H112V54L115 52L114 49H111ZM115 50H117V48H116ZM119 50L121 51L120 48H119ZM161 50H160V51H161ZM166 50H167V49H166ZM219 50H220V49H219ZM20 51H21V50H20ZM39 51H40V49H39ZM41 51H42V50H41ZM68 51L71 53L70 50H68ZM74 51H75V50H74ZM77 51H78V50H77ZM82 51H83V50H82ZM120 51H119V52H120ZM148 51H149V50H148ZM148 51H147V52H148ZM162 51H164V50H162ZM191 51H192V50H191ZM1 52H3V50L0 51V54H1ZM14 52H15V51H14ZM32 52H33V51H32ZM46 52H47V50H46ZM46 52H45V53H46ZM56 52H57V51H56ZM58 52H59V51H58ZM84 52H85V51H84ZM84 52H83V53H84ZM87 52H88V51H87ZM169 52H170V51H169ZM197 52H198V51H197ZM199 52H200V51H199ZM3 53L5 54L6 52L4 51ZM26 53H27V52H26ZM34 53H35V52H34ZM48 53H50V50H49ZM62 53H63V52H62ZM70 53H69V54H70ZM85 53H86V52H85ZM85 53H84V54H85ZM88 53H89V52H88ZM88 53H87V54H88ZM117 53H118V52H117ZM121 53H123V52H121ZM6 54H7V53H6ZM16 54H17V53H16ZM30 54H32L31 51H30ZM35 54H36V53H35ZM39 54H40V53H39ZM50 54H51V53H50ZM66 54H67V53H65V54L63 53V55H66ZM123 54H124V53H123ZM153 54H154V53H153ZM156 54H158V52H157ZM173 54H174V53H173ZM173 54H172V55H173ZM202 54H203V53H202ZM202 54H200V55H202ZM8 55H9V54H8ZM10 55H11V54H10ZM23 55H24V54H23ZM28 55H29V54H28ZM53 55H54V54H53ZM58 55H62V54H58ZM58 55H57V57L59 58ZM89 55H90V54H89ZM108 55H109V54H108ZM125 55H126V53H125ZM172 55H171V56H172ZM4 56H5V55H3V54L1 55V57H3L2 60L5 58ZM13 56H15V54H14ZM30 56H31V55H30ZM32 56H35V55H32ZM36 56H37V55H36ZM40 56H41V55H40ZM42 56H43V55H42ZM44 56H45L44 58H46L47 55H44ZM75 56H76V55H75ZM80 56H81V55H80ZM95 56H94V57H95ZM127 56H128V55H127ZM148 56H149V55H148ZM152 56H153V55H152ZM160 56H161V55H160ZM197 56H198V54H197ZM7 57H8V56H7ZM22 57H23V56H22ZM24 57H25V56H24ZM47 57H49V56H47ZM54 57H55V56H54ZM57 57H56V60H57ZM78 57H79V55H78ZM108 57H109V56H108ZM112 57H113V56H112ZM116 57H117V55H116ZM174 57H175V55H174ZM176 57H177V55H176ZM191 57H193V56H191ZM201 57H204V56H201ZM61 58H62V57H61ZM64 58H65V57H64ZM73 58H74V57H73ZM79 58H80V57H79ZM86 58H87V57H86ZM92 58H93V57H92ZM110 58H111V57H110ZM110 58H108V59H110ZM122 58H123V56H122ZM157 58H158V57H157ZM161 58H162V57H161ZM163 58H164V57H163ZM188 58H189V57H188ZM5 59H6V58H5ZM10 59H11V58H10ZM27 59H29V58H27ZM32 59H33V58H32ZM52 59H53V57H52ZM66 59H67V58H65V60H66ZM76 59H77V58H75V60H76ZM81 59H82V58H81ZM113 59H115V57H114ZM155 59H156V58H155ZM159 59H160V58H159ZM213 59H216V58H213ZM218 59H219V58H218ZM13 60L15 61L14 57H13ZM19 60H21V58H19ZM24 60H26V59H24ZM45 60H46V59H45ZM54 60H55V59H54ZM67 60H68V59H67ZM69 60H70V59H69ZM71 60H72V59H71ZM73 60H74V59H73ZM83 60H84V58H83ZM89 60H90V59H89ZM98 60H97V61H98ZM103 60H104V59H103ZM126 60H128V59H126ZM134 60H135V58H134ZM156 60H157V59H156ZM163 60H165V59H163ZM163 60H162V61H163ZM170 60H171V59H170ZM199 60H200V59H199ZM202 60H203V59H202ZM31 61H32V60H31ZM50 61H51V60H50ZM78 61H79V60H78ZM78 61H77V62H78ZM80 61H81V60H80ZM80 61H79V63H80ZM101 61H100V62H101ZM104 61H105V60H104ZM115 61H117V60H115ZM121 61H122V60H121ZM137 61H138V60H137ZM204 61H205V60H204ZM26 62H27V61H26ZM41 62H42V61H41ZM53 62H54V61H53ZM87 62H89V61H87ZM90 62H92V60H91ZM94 62H95V61H94ZM94 62H93V63H94ZM132 62H133V61H132ZM167 62H168V61H167ZM167 62H166V63H167ZM169 62H170V61H169ZM169 62H168V63H169ZM202 62H203V61H202ZM17 63H18V62H17ZM19 63H20V62H19ZM37 63H39V61H38ZM37 63H36V64H37ZM57 63H58V62H57ZM64 63H65V62H64ZM66 63H67V62H66ZM70 63H71V62H70ZM75 63H76V61H75ZM106 63H108V61H106ZM106 63L104 62V63H102V65H104V64H106ZM110 63H112V62H111V59H110L109 64H110ZM116 63L118 64V62H116ZM116 63H115V64H116ZM122 63H123V62H122ZM134 63H135V62H134ZM141 63H142V62H141ZM161 63H163V62H161ZM164 63H165V62H164ZM208 63H209V62H208ZM211 63H212V62H211ZM29 64H31V62H29ZM29 64H28V66H29L30 68L26 65V66L28 67L27 69H29V74H28V72H27L28 75H27V74H26V75L23 74V76L25 75V76L31 77V76H33L34 74H36L37 72H40L41 69H40V67H38V66H39L38 64H37V68L40 69L39 71H38L37 69H35V68H36V65H35V64H32L31 66H30ZM39 64H40V63H39ZM58 64H59V63H58ZM68 64H69V63H68ZM68 64H67V65H68ZM81 64H82V63H81ZM85 64H86V62H85ZM85 64H84V65H85ZM99 64H100V63H99ZM126 64L128 65V63H126ZM132 64H133V63L130 64V60H129V65H132ZM23 65H24V64H23ZM33 65H35V66H34L35 68L33 67ZM46 65H47V64H46ZM46 65H45V67H44V66H43V67L47 69L48 67H46ZM78 65H79V64H78ZM96 65H97V64H96ZM100 65H101V64H100ZM102 65H101V66H102ZM113 65H114V63H113ZM119 65H120V64H119ZM135 65H136V64H135ZM142 65H143V64H142ZM213 65H214V64H213ZM1 66H2V65H1ZM7 66H8V65H7ZM26 66H25V67L23 66V67L26 68ZM47 66H48V65H47ZM62 66H63V65H62ZM69 66H70V65H69ZM79 66H80V65H79ZM105 66H106V65H105ZM122 66H123V65H122ZM203 66H204V65H203ZM203 66H202V67H203ZM10 67H11V66H10ZM17 67H18V66H17ZM21 67H22V66H21ZM31 67L34 69L33 71L31 70ZM74 67H75V66H74ZM76 67H77V66H76ZM90 67H91V65H90ZM96 67L98 68V65L95 66V67H92V69H93V68H96ZM106 67H107V66H106ZM106 67H105V68H106ZM109 67H110V66H109ZM119 67H120V66H119ZM124 67L126 68V66H124ZM142 67H143V66H142ZM209 67H210V66H209ZM0 68H1V67H0ZM11 68H13V67H11ZM44 68H43V69H44ZM59 68H60V67H59ZM59 68H58V69H59ZM72 68H73V67H72ZM99 68H100V67H99ZM105 68H104V69H105ZM125 68H124V69H125ZM128 68H129V67H127V69H128ZM3 69H4V67H3ZM5 69H7V68H5ZM14 69H15V68H13V70H14ZM19 69H20V67H19ZM19 69H18V71H19ZM43 69H42V70H43ZM48 69H51V68H48ZM52 69H53V68H52ZM62 69H63V68H62ZM65 69H66V68H65ZM65 69H63V70H65ZM86 69H87V67H86ZM101 69H102V67H101ZM112 69H114V68H112ZM214 69H215V68H213V70H214ZM15 70H16V69H15ZM20 70H21V69H20ZM30 70H31V71H30ZM53 70H55V69H53ZM63 70H62V71H63ZM105 70H107V72H108V71H109V70H108V67H107ZM105 70H103V71H105ZM118 70H119V69H118ZM120 70H121V69H120ZM129 70H130V69H129ZM135 70H136V69H135ZM23 71H24V73H25V69H23ZM23 71H21V72H23ZM26 71H28V70H26ZM34 71H36V73H35ZM70 71H71V70H70ZM83 71H84V70H83ZM91 71H92V70H91ZM94 71H95V70H94ZM99 71H100V70H99ZM103 71H102V72H103ZM124 71H125V70H124ZM136 71H137V70H136ZM147 71H148V70H147ZM214 71H215V70H214ZM249 71H248V72H249ZM1 72H2V71H1ZM1 72H0V73H1ZM3 72H4V71H3ZM15 72H16V71H15ZM21 72L19 71L20 74H21ZM30 72H32L33 75H32V73L30 74ZM46 72H48V71H46ZM46 72H45V73H46ZM96 72H98V71H96ZM100 72H101V71H100ZM105 72H106V71H105ZM107 72H106V73H107ZM110 72H111V71H110ZM120 72H123V71H120ZM138 72H140V71H138ZM144 72H145V71H144ZM155 72H156V71H155ZM155 72H153V74H154ZM219 72H220V71H219ZM4 73H5V72H4ZM40 73H41V72H40ZM53 73H54V72H53ZM57 73H58V72H57ZM64 73H65V72H64ZM87 73H88V72H87ZM87 73H86V74H87ZM90 73H91V72H90ZM90 73H89V74H90ZM93 73H94V72H93ZM103 73H104V72H103ZM114 73H116V71L113 72V74H114ZM128 73H129V72H128ZM134 73H135V71H134ZM142 73H143V72H142ZM148 73H149V72H148ZM150 73H151V72H150ZM176 73H177V72H176ZM181 73H182V72H181ZM181 73H180V74H181ZM183 73H184V72H183ZM215 73H216V72H215ZM241 73H242V74H241ZM7 74H8V73H7ZM42 74H43V73H42ZM42 74H41V75H42ZM51 74H52V73H51ZM59 74H60V72H59ZM65 74H66V73H65ZM72 74H73V73H72ZM79 74H81V73L79 72ZM89 74H88V75H89ZM94 74H95V73H94ZM113 74H112V75H113ZM121 74H122V73H121ZM126 74H127V73H126ZM129 74H130V73H129ZM131 74H132V72H131ZM145 74H146V72H145ZM244 74H245V72H244ZM247 74H248V73H247ZM249 74H251V72H250ZM260 74H261V75H260ZM12 75H13V74H12ZM15 75H16V73H15ZM21 75H22V74H21ZM29 75H30V76H29ZM37 75H39V73H38ZM37 75H36V76H37ZM63 75H64V74H63ZM67 75H68V72H67ZM82 75H83V73H82ZM82 75H81V76H82ZM106 75H109V73H107ZM114 75H115V74H114ZM116 75H117V74H116ZM123 75H124V74H123ZM133 75H135V74H133ZM137 75H140V74L137 73ZM156 75H157V74H156ZM156 75H155V76H156ZM6 76L8 77V75H6ZM36 76H35V77H36ZM47 76H48V74L46 75V77H47ZM51 76H53V75H51ZM60 76H61V75H60ZM70 76H71V75H70ZM70 76H69V77H70ZM75 76L77 77L78 74L75 75ZM90 76H91V74H90ZM99 76H100V75H99ZM101 76H102V75H101ZM125 76H127V75H125ZM128 76H129V75H128ZM146 76H147V75H146ZM183 76H184V74H183ZM183 76H182V77H183ZM213 76H214V75H213ZM218 76H220L219 73H218ZM223 76H222V77H223ZM236 76H237V77H236ZM249 76H251V75H249ZM252 76H253V75H252ZM1 77H3V75H2ZM12 77H13V76H12ZM49 77H50V75H49ZM63 77H64V76H63ZM71 77H72V76H71ZM71 77H70V78H71ZM110 77H111V76H110ZM116 77H117V76H116ZM120 77H121V76H120ZM132 77H133V76H132ZM143 77H145V75H144ZM152 77H153V76H152ZM178 77H179V76H178ZM220 77H221V76H220ZM220 77H219V78H220ZM25 78H26V77H25ZM37 78H38V79H41V78H39V76H38ZM54 78H55V77H54ZM58 78H59V77H58ZM58 78H57V79H58ZM67 78H68V77H67ZM82 78H83V77H82ZM85 78H87V77H85ZM94 78H95V77H94ZM94 78H91V79L94 80ZM123 78H124V77H123ZM149 78H150V77H149ZM168 78H169V77H168ZM171 78H172V77H170V79H171ZM175 78H176V77H175ZM175 78H174V79H175ZM185 78H187V77H185ZM232 78H231V79H232ZM57 79H56V81H57ZM72 79H73V78H72ZM72 79H71V80H72ZM96 79H97V78H96ZM124 79H125V78H124ZM128 79H130V78L128 77ZM131 79H132V78H131ZM137 79H138V78H137ZM143 79H144V78H143ZM157 79H161V78H157ZM181 79H182V78H181ZM211 79H212V78H211ZM216 79H217V78H216ZM221 79H222V78H221ZM223 79H224V78H223ZM227 79H228V78H227ZM229 79H230V78H229ZM229 79H228V80H229ZM244 79H245V78H244ZM244 79H243V80H244ZM14 80H15V79H14ZM27 80H28V79H27ZM27 80H26V81H27ZM43 80H45V78H44ZM46 80H47L49 83L51 82V80H48V77L46 78ZM65 80H66V79H65ZM71 80H70V82L72 83ZM77 80H78V79H77ZM84 80H85V79H81V81L83 82V84L85 83ZM86 80H87V79H86ZM93 80H92V81H93ZM135 80H136V78H135ZM139 80H140V77H139ZM171 80H172V79H171ZM182 80H183V79H182ZM217 80H218V79H217ZM12 81H13V80H12ZM12 81H11V82H12ZM17 81H18V80H17ZM19 81H20V79H19ZM30 81H32V80H30ZM35 81H37L36 78H35ZM35 81H34V82H35ZM47 81H45V83H46ZM68 81H69V80H68ZM68 81H67V82H68ZM74 81H75V80H74ZM74 81H73V82H74ZM89 81H90V79H89ZM129 81H130V80H129ZM136 81H137V80H136ZM136 81H134V83H135ZM146 81H147V80H146ZM152 81H155V80H152ZM167 81H168V80H167ZM175 81H177V79H176ZM183 81H184V80H183ZM183 81H181V82H183ZM211 81H212V80H211ZM221 81H223V80H221ZM230 81H231V80H230ZM232 81H233V80H232ZM234 81H235V79H234ZM240 81H241V80L238 79V83H239ZM43 82H44V81H43ZM53 82H54V81H53ZM58 82H59V80H58ZM65 82H66V81H65ZM77 82H78V81H77ZM87 82H88V80H87ZM90 82H91V81H90ZM90 82H88V83H90ZM131 82H132V81H131ZM138 82H139V81H138ZM143 82H144V80H143ZM215 82H216V81H215ZM236 82H237V81H236ZM243 82H244V81H243ZM2 83H3V82H2ZM5 83H6V82H5ZM5 83H4V84H5ZM13 83H14V82H13ZM37 83H38V82H37ZM39 83H40V82H39ZM39 83H38V84H39ZM74 83H76V81H75ZM80 83H81V82H80ZM125 83L127 84L128 81L125 82ZM153 83H154V82H153ZM157 83H158V82H157ZM159 83H160V82H159ZM163 83H164V82H163ZM166 83H167V82H166ZM170 83H171V82H170ZM174 83H175V82H174ZM174 83H173V84H174ZM176 83H177V82H176ZM183 83H185V82H183ZM213 83H214V82H213ZM220 83H221V82H220ZM226 83H228V82H226ZM233 83H235V82H233ZM238 83H236V84H238ZM240 83H241V82H240ZM240 83H239V84H240ZM0 84H1V83H0ZM14 84H15V83H14ZM29 84H30V83H29ZM32 84H33V83H32ZM42 84H43V83H42ZM46 84H48V83H46ZM51 84H53V83H50L49 85H51ZM69 84H70V83H69ZM69 84H68V86L71 88V87H72V84H70L71 86H70ZM90 84H91V83H90ZM128 84H129V83H128ZM128 84H127V85H128ZM139 84H140V83H139ZM141 84H143V83H141ZM147 84H148V83H147ZM149 84H150V83H149ZM217 84H218V83H217ZM221 84H222V83H221ZM221 84H220V85H221ZM236 84H235V86H239V84H238V85H236ZM249 84H248V86H249ZM8 85H9V84H8ZM26 85H27V84H26ZM44 85H45V84H44ZM49 85H46V86L49 87ZM74 85H75V84H74ZM84 85H85V84H84ZM86 85H87V84H86ZM94 85H95V83H94ZM99 85H100V83H99ZM105 85H107V84H105ZM131 85H132V84H131ZM131 85H130V86H131ZM143 85H144V84H143ZM177 85H178V84H177ZM179 85H180V84H179ZM203 85H204V84H203ZM226 85H228V84H226ZM229 85H230V84H229ZM233 85H234V84H232L230 87H232ZM243 85H244V83H243ZM3 86H4V85H3ZM28 86H29V85H28ZM37 86H38V85H37ZM40 86H41V85H40ZM53 86H55V84H53ZM60 86H61V85H60ZM65 86H66V87H65ZM102 86H103V85H102ZM133 86H134V84H133ZM139 86H141V85H139ZM144 86H146V83H145ZM152 86H153V85H152ZM152 86H151V87H152ZM163 86H164V85H163ZM172 86L174 87V85H172ZM175 86H176V85H175ZM182 86H183V85H182ZM200 86H201V85H199V88H200ZM241 86H242V85H241ZM7 87H8V86H7ZM11 87H12V86H11ZM47 87H46V88H47ZM107 87H108V86H107ZM107 87H105V88H107ZM110 87H111V86H110ZM147 87H149V85H148ZM161 87H162V86H161ZM164 87H165V86H164ZM169 87H170V86H169ZM173 87H170V88H173ZM176 87L178 88V86H176ZM176 87H175V88H176ZM180 87H181V86H180ZM180 87H179V88H180ZM184 87H186V86H184ZM222 87H223V86H222ZM255 87H254V88H255ZM28 88H29V87H28ZM41 88H43V87L41 86ZM44 88H45V87H44ZM44 88H43V89H44ZM57 88H58V87H57ZM62 88H63L62 93H65V91L68 92V90H65V88H68L67 85H63ZM76 88H77V87H76ZM87 88H88V87H87ZM90 88H91V87H90ZM162 88H163V87H162ZM175 88H173V89L176 91ZM187 88H189V87H187ZM195 88H196V87H195ZM240 88H242V87H240ZM6 89H7V88H6ZM13 89H14V88H13ZM13 89H12V91H15V90H13ZM15 89H16V88H15ZM30 89H31V88H30ZM33 89H34V88H33ZM35 89H37L36 86H35ZM38 89H39V88H38ZM60 89H61V88H60ZM60 89H59V90H60ZM71 89H73V88H71ZM81 89H82V88H81ZM115 89H116V88H115ZM154 89H155V88H154ZM154 89H153V90H154ZM156 89H157V88H156ZM166 89L168 90V88H164V90H166ZM185 89H186V88H185ZM189 89H190V88H189ZM192 89H193V88H192ZM197 89H198V88H197ZM207 89H208V88H207ZM228 89H229V88H228ZM236 89H238V88H236ZM260 89H261V88H260ZM263 89H264V88H262V91H263ZM8 90H9V89H8ZM16 90H18V89H16ZM39 90H40V89H39ZM44 90H45V89H44ZM49 90H50V89H49ZM61 90H62V89H61ZM61 90H60V91H61ZM64 90H65V91H64ZM82 90H83V89H82ZM86 90H87V89H86ZM93 90H94V89H93ZM95 90H96V89H95ZM97 90H98V89H97ZM101 90H103V89H101ZM106 90L108 91V89H106ZM109 90H110V89H109ZM117 90H118V89H117ZM149 90H150V88H149ZM159 90H160V89H159ZM164 90H163V92H164ZM170 90H171V89H169L168 91H170ZM179 90H180V89H179ZM179 90H177V91L179 92ZM186 90H187V89H186ZM200 90H201V89H200ZM251 90H253V89H251ZM42 91H43V90H42ZM73 91H75V90H73ZM89 91H90V90H89ZM107 91H106V92H107ZM112 91H113V90H112ZM161 91H162V90H161ZM161 91H160V92H161ZM171 91H172V90H171ZM171 91L169 92L168 95H170V94L173 93V91H172V93H171ZM175 91H174V93H175ZM181 91H182V90H181ZM189 91H190V90H189ZM198 91H199V90H198ZM224 91H227V89L224 90ZM255 91H256V90H255ZM33 92H34V91H33ZM35 92H36V91H35ZM82 92H83V91H82ZM82 92H78L79 95H80V93H82ZM102 92H104V90H103ZM109 92H110V91H109ZM114 92H115V91H114ZM155 92H156V91H155ZM178 92H177V95H179ZM184 92H185V90H184ZM184 92H183V93H184ZM201 92H203V91H201ZM201 92H199V93H201ZM205 92H207V91L205 90ZM209 92H210V91H209ZM209 92H208V93H209ZM228 92H229V91H228ZM260 92H261V91H260ZM8 93H9V91H8ZM20 93H21V90H20ZM38 93H39V92H38ZM43 93H44V92H43ZM47 93H51V92H47ZM55 93H56V92H55ZM57 93H58V92H57ZM57 93H56V94H57ZM62 93H59V94H62ZM78 93H77V94H78ZM83 93H84V92H83ZM100 93H101V91H100ZM116 93L118 94V91H117ZM156 93H157V92H156ZM167 93H168V92H167ZM186 93H187V92H186ZM186 93H185V94H186ZM189 93H190V92H189ZM191 93H192V92H191ZM193 93H194V92H193ZM195 93H196V92H195ZM263 93H264V92H263ZM18 94H19V93H18ZM65 94H66V93H65ZM75 94H76V92H75ZM84 94L87 95V93H84ZM95 94H96V93H95ZM105 94H106V93H105ZM157 94H158V93H157ZM202 94H203V93H202ZM209 94H211V93H209ZM232 94H233V93H232ZM8 95H9V94H8ZM10 95H11V94H10ZM54 95H55V94H54ZM68 95H69V94H68ZM79 95H78V96H79ZM90 95H91V94H90ZM97 95H98V94H97ZM100 95H101V94H100ZM121 95H122V94H121ZM175 95H176V93H175ZM181 95H184V94L181 93ZM181 95H180V96H181ZM191 95H193V94H191ZM191 95H190L189 98H191V97L193 98V96H191ZM194 95H195V94H194ZM205 95H206V94H205ZM211 95H212V94H211ZM233 95L235 96V94H233ZM233 95H232V96H233ZM17 96H18V95H17ZM27 96H28L27 94H26V95H25V94H20V95L18 96L17 100H15V99H16V97H15V99H14V100H15V103L17 102L18 105H22V104H23V106H24V105L26 106L27 103H29V98H28ZM35 96H36V95H35ZM49 96H50V95H49ZM59 96H60V95H59ZM66 96H67V95H66ZM98 96H99V95H98ZM108 96H109V94H108ZM112 96H113V95H112ZM159 96H160V95H159ZM165 96H167V95H165ZM165 96H164V97H165ZM195 96H196V95H195ZM199 96H200V94H199ZM9 97H10V96H9ZM32 97H33V96H32ZM53 97H54V96H53ZM60 97H61V96H60ZM62 97H63V96H62ZM74 97H75V96H73V97H71V98H74ZM83 97H84V96H83ZM94 97H95V96H94ZM99 97H100V96H99ZM110 97H111V96H110ZM113 97H114V96H113ZM113 97H112V98H113ZM115 97H116V96H115ZM120 97H121V96H120ZM126 97H127V96H126ZM171 97H172V96H171ZM171 97H170V99H171ZM177 97H178V96H177ZM181 97H183V96H181ZM181 97H180V98H181ZM213 97H215V96H213ZM11 98H12V97H11ZM30 98H31V97H30ZM55 98H57V97L55 96ZM55 98H54V99H55ZM65 98H68V97H65ZM77 98H78V97H77ZM80 98H81V97H80ZM84 98H86V97H84ZM104 98H107V97H104ZM116 98H117V97H116ZM167 98H168V97H167ZM174 98H175V97H174ZM178 98H179V97H178ZM178 98H175V99H178ZM194 98H195V97H194ZM208 98H209V97H208ZM208 98L205 97V99H208ZM210 98H211V96H210ZM215 98H216V97H215ZM219 98H220V97H219ZM4 99H5V98H4ZM31 99H32V98H31ZM34 99H35V98H34ZM58 99H59V98H57V102H58ZM81 99H82V98H81ZM87 99H88V98H87ZM90 99H91V98H90ZM95 99H96V98H95ZM95 99H94V100H95ZM101 99H102V98H101ZM109 99H110V98H109ZM186 99H187V98H186ZM196 99H197V97H196ZM203 99H204V96H203ZM203 99L201 98V101L198 100V101L196 102V105H195L194 101H192V102H193L192 105H195V109H197V110H203L205 107H207V105L210 104V103H206V100H203ZM224 99H225V98H224ZM11 100H12V99H11ZM73 100H74V99H73ZM82 100H83V99H82ZM84 100H85V99H84ZM96 100H97V99H96ZM96 100H95V101H96ZM103 100H105V99H103ZM113 100H114V99H113ZM120 100H121V99H120ZM125 100H126V99H125ZM210 100L213 101L212 99H210ZM229 100H230V98H229ZM7 101H8V100H7ZM36 101H38V100H36ZM70 101H71V99H70ZM89 101H90V100H89ZM106 101H107V100H106ZM117 101H118V100H117ZM123 101H124V100H123ZM126 101H127V100H126ZM177 101H178V103H179V99H178ZM185 101H186V100H185ZM187 101H188V100H187ZM195 101H196V100H195ZM207 101H209V100H207ZM218 101H219V100H218ZM218 101H217L216 103H219ZM38 102H39V101H38ZM59 102H60V101H59ZM61 102H62V101H61ZM61 102H60V103H61ZM92 102H93V101H92ZM111 102H112V101H111ZM173 102H174V101H173ZM183 102H184V101H183ZM188 102H189V101H188ZM231 102H233V101H231ZM245 102H246V101H245ZM19 103H20V104H19ZM31 103H32V102H31ZM55 103H56V102H55ZM64 103H66V102H64ZM75 103H76V102H75ZM78 103H79V101H78ZM84 103H87V102L84 101ZM97 103H100V102L97 101ZM107 103H108V102H107ZM112 103H113V102H112ZM211 103H214V102H211ZM9 104H11V103H9ZM12 104H13V103H12ZM33 104H34V103H33ZM73 104H74V101H73ZM80 104H81V103H80ZM90 104H93V103H91V101H90ZM108 104H109V103H108ZM108 104H107V105H108ZM189 104H191V103H189ZM13 105H14V104H13ZM58 105H59V104H58ZM82 105H83V103H82ZM86 105H87V104H86ZM96 105H97V104H96ZM101 105H102V104H101ZM107 105H106V106H107ZM187 105H188V104H187ZM219 105H220V104H219ZM221 105H222V104H221ZM15 106H16V104H15ZM23 106H22V107H23ZM27 106H29V105H27ZM54 106H55V105H54ZM60 106H61V104H60ZM60 106H59V107H60ZM69 106H70V105H69ZM73 106H74V105H73ZM84 106H85V105H83V107H84ZM87 106H88V105H87ZM98 106H99V104H98ZM98 106H97V107H98ZM106 106H105V107H106ZM112 106H113V105H112ZM112 106H111V107H112ZM115 106H116V103H115ZM115 106H114V107H115ZM185 106H186V105H185ZM210 106H211V105H210ZM214 106H216V105H214ZM17 107H19V106H17ZM17 107H16V108H17ZM33 107H34V105H33ZM37 107H38V106H37ZM40 107H43V106H40ZM57 107H58V106H56V108H57ZM85 107H86V106H85ZM107 107H108V106H107ZM114 107H112V108H114ZM187 107H188V106H187ZM187 107H186V108H187ZM211 107H212V106H211ZM221 107H223V106H221ZM44 108H45V107L42 108V109H43L42 111H41V110L39 111L40 114H39L38 112L35 111L36 114L34 113V116L30 115V113L27 114V113H25V112H24V115H22L23 112H21L22 114H21V113H19V114H21V116H25V118L27 119V120H26V119H25V120L28 121V122H31V121H32V122H36V123H37L38 120L40 121V120L46 119V118H48V117H50V119H52V118H53V117H52V114H56V113L46 112L47 110H45ZM52 108H54V107H52ZM72 108H73V107H72ZM80 108H81V105H80ZM86 108H87V107H86ZM93 108H95V109H92V107H91L92 111L95 112V113L90 112V114H91V113L94 114V117H91L92 114H91L90 117H91V118H94V119H91V118H90V119H91L92 121L95 120V119H96L97 121L99 120V121H98V123H99L100 120H103V119L105 118L104 116H103L104 118L102 117V114H104V113H103V112H102V113L100 112V110L102 111L103 109H102V108H101V109H98V108H96V106L93 107ZM191 108H192V107H191ZM214 108H216V107H214ZM227 108H228V107H227ZM227 108H226V109H227ZM14 109H15V108H14ZM17 109H19V108H17ZM20 109H21V106H20ZM23 109H24V108H23ZM28 109H29V108H28ZM81 109H82V108H81ZM89 109H90V108H89ZM182 109H183V107H182ZM208 109H209V108H208ZM212 109H213V107H212ZM216 109H217V108H216ZM219 109H220V108H219ZM219 109H218V110H219ZM11 110H12V109H11ZM61 110H62V109H61ZM63 110H64V109H63ZM73 110H74V109H73ZM73 110H72V111H73ZM77 110H79V108H78ZM110 110H112V109H110ZM183 110H184V111H182V112H185V109H183ZM187 110H188V109H187ZM190 110H191V109H190ZM190 110H188V111H190ZM193 110H194V109H193ZM193 110H191V112H192ZM197 110H196V111H197ZM214 110H215V109H214ZM218 110H217L216 112H218ZM231 110H232V109H231ZM13 111H14V110H13ZM21 111H22V110H21ZM27 111H28V110H27ZM27 111H26V112H27ZM29 111H30V110H29ZM48 111H49V110H48ZM79 111H80V110H79ZM79 111H78V113H79ZM83 111H84V109H83ZM106 111H107V110H106ZM112 111H114V109H113ZM178 111H179V109H178ZM203 111H204V110H203ZM203 111H202V112H203ZM208 111H209V110H208ZM220 111H221V110H220ZM220 111H219V112H220ZM228 111H229V110H228ZM14 112H15V111H14ZM17 112H18V111H17ZM19 112H20V111H19ZM33 112H34V111H32V113H33ZM52 112H56V111H52ZM62 112H63V111H62ZM75 112H76V111H75ZM80 112H81V111H80ZM88 112H89V111H88ZM108 112H109V111H108ZM126 112H128V111H126ZM180 112H181V111H180ZM202 112H201V113H202ZM216 112H215V113H216ZM260 112H261V111H260ZM262 112H263V111H262ZM10 113H11V112H10ZM32 113H31V114H32ZM46 113L51 114V116H48L49 114H46ZM85 113H86V112H83V114H82V113H81V114H82V115H86L87 113H86V114H85ZM100 113H101V114H100ZM111 113H112V112H111ZM203 113H204V112H203ZM211 113H212V112L210 111V114H211ZM220 113H221V112H220ZM220 113H218V114H220ZM256 113H257V112H256ZM19 114H18V115L14 114V115H16V117H17V116L19 117ZM57 114L59 115V113H57ZM70 114H71V113H70ZM123 114H124V113H123ZM126 114H127V113H126ZM184 114H187V112L184 113ZM184 114H183V115H184ZM192 114H193V113H192ZM208 114H209V113H208ZM212 114H213V113H212ZM223 114H225V113H223ZM223 114H222V115H223ZM235 114H237V113H235ZM258 114H259V112H258ZM262 114L264 115V113H262ZM9 115L11 116V114H9ZM12 115H13V114H12ZM71 115H73V113H72ZM76 115H78V114H76ZM114 115H116V113H115ZM129 115H130V114H129ZM132 115H133V114H132ZM187 115H189V113H188ZM198 115H199V114H198ZM200 115H201V114H200ZM205 115L207 116V114H205ZM213 115H214V114H213ZM228 115H229V113H228ZM255 115H256V114H255ZM255 115H254V116H255ZM259 115H260V114H259ZM10 116H9V119L11 120L12 118H10ZM60 116H61V115H60ZM107 116H108V115H107ZM107 116H106V117H107ZM109 116H111V115H109ZM126 116H127V115H126ZM126 116H125V117H126ZM133 116H134V115H133ZM135 116H136V115H135ZM135 116H134V117H135ZM209 116H210V115H209ZM211 116H212V115H211ZM211 116H210L209 118H211ZM216 116H217V113H216ZM231 116H232V115H231ZM239 116H240V115H239ZM260 116H261V115H260ZM7 117H8V116H7ZM54 117H55V115H54ZM69 117H70V116H69ZM101 117H102V118H101ZM128 117H129V116H128ZM196 117H199V116H196ZM203 117H204V115H203ZM203 117L200 116V118H203ZM207 117H208V116H207ZM213 117H214V116H212V118H213ZM221 117H222V116H221ZM226 117H227V116H226ZM234 117H237V116H234ZM257 117H258V116H257ZM4 118H5V116H4ZM21 118H22V117H21ZM67 118H68V117H67ZM83 118H84V117H82V119H83ZM86 118H88V117H86ZM108 118H109V117H108ZM111 118H112V117H111ZM113 118H115V117H113ZM138 118H139V117H138ZM186 118H187V116H186ZM191 118H192V116H191ZM212 118H211V119H212ZM216 118L219 119L220 116H219V117H216ZM224 118H225V117H224ZM238 118H240V117H238ZM263 118H264V117H263ZM0 119H1V118H0ZM9 119H8V120H9ZM17 119H18V118H17ZM53 119H54V118H53ZM69 119H72V118H69ZM74 119H75V118H74ZM82 119H81V120H82ZM130 119H131V118H130ZM134 119H135V118H134ZM150 119H151V118H150ZM153 119H154V118H153ZM187 119H188V118H187ZM189 119H190V118H189ZM193 119H194V118H193ZM204 119H205V117H204ZM204 119H203V120H204ZM206 119H207V118H206ZM211 119H210V120H211ZM213 119H214V118H213ZM225 119H228V122H229V118H225ZM225 119H222V120H225ZM235 119H236V118H235ZM3 120H4V119H3ZM6 120H7V119H6ZM6 120H5V122H8V121H6ZM14 120H16V119L14 118ZM46 120H47V119H46ZM46 120H45V121H46ZM78 120H79V119H78ZM83 120H84V119H83ZM96 120L94 121L95 123H93L92 121H89L88 119H86V121L84 120V121H83V124L81 125V126H82L81 129L83 130V132L86 131V132H92V134H94V133H95V134H98V133L101 131V125H102V124H99V125H98V123H96ZM107 120H110V118L107 119ZM119 120H120V119H119ZM135 120H136V119H135ZM216 120H217V119H216ZM233 120H234V119H231L232 122H233ZM249 120H250V119H249ZM257 120H258V118H257ZM260 120H261V119H260ZM262 120H263V119H262ZM11 121H12V120H11ZM11 121H10V124H11ZM21 121L23 122V119H21ZM21 121H20V122H21ZM75 121H76V120H75ZM103 121H104V120H103ZM123 121H125V120H123ZM131 121H132V120H131ZM138 121H139V120H138ZM151 121L153 122V120H151ZM151 121H150V122H151ZM189 121H190V120H189ZM192 121H193V120H192ZM194 121H195V120H194ZM194 121H193V122H194ZM200 121H201V119H200ZM200 121H199V123H200ZM204 121H205V120H204ZM237 121H238V120H237ZM0 122H1V121H0ZM5 122H3V123H5ZM17 122L20 123L19 121H17ZM101 122H102V121H101ZM106 122H107V121H106ZM108 122H109V121H108ZM127 122H128V121H127ZM133 122H135V121H133ZM136 122H137V121H136ZM152 122H151V123H152ZM196 122H197V121H196ZM196 122H195V124H196ZM226 122H227V121H226ZM238 122H239V121H238ZM252 122H253V121H252ZM262 122H263V121H262ZM18 123H16V124H18ZM38 123H39V122H38ZM76 123H78V122H76ZM81 123H82V122H81ZM102 123H104V124H103V126H104V125H105V122H102ZM114 123H115V122H114ZM138 123H139V122H138ZM138 123H135V124H138ZM151 123H150V124H151ZM154 123H155V122H154ZM220 123H221V122H220ZM220 123H219V124H220ZM236 123H237V122H236ZM242 123H243V122H242ZM258 123H259V122H258ZM14 124H15V121H14ZM14 124H13V126H16V125H14ZM25 124H26V123H25ZM31 124H32V123H31ZM34 124H35V123H34ZM124 124H125V123H124ZM197 124H198V123H197ZM207 124L209 125L208 122L206 123V125H207ZM211 124H212V122H211ZM211 124H210V125H211ZM216 124H217V123L215 122V125H216ZM227 124H228V123H227ZM233 124H234V123H233ZM250 124H251V123H250ZM256 124H257V121H256ZM256 124H255V125H256ZM261 124H262V123H261ZM29 125H30V124H29ZM127 125H128V123H127ZM127 125H126V126H127ZM202 125H203V122H202ZM228 125H229V124H228ZM243 125H244V123H243ZM243 125H242V126H243ZM26 126H27V124H26ZM30 126H32V125H30ZM35 126H36V124H35ZM37 126H38V125H37ZM77 126H79V125H77ZM138 126H139V125H137V127L135 126V128H139V127H140V126H139V127H138ZM151 126H152V125H151ZM211 126H212V125H211ZM216 126H217V125H216ZM234 126H235V125H234ZM239 126H240V125H239ZM239 126H238V127H239ZM242 126H240V127H242ZM248 126H249V125H248ZM250 126H251V125H250ZM262 126H263V125H262ZM3 127H4V126H3ZM33 127H34V126H33ZM79 127H80V126H79ZM124 127H125V126H124ZM124 127H123V128H124ZM133 127H134V126H133ZM206 127H207V126H206ZM212 127H213V126H212ZM214 127H215V126H214ZM227 127H228V126H227ZM238 127H237L236 129H239ZM246 127H247V126H245V128H246ZM254 127H255V126H254ZM263 127H264V126H263ZM12 128H13V127H12ZM20 128H21V127H20ZM34 128H35V127H34ZM39 128H40V126H39ZM126 128H127V127H126ZM128 128H129V126H128ZM203 128H205V127H203ZM208 128H211V127H208ZM215 128H216V127H215ZM230 128H233V127H230ZM242 128H243V130H244V127H242ZM242 128H241V129H242ZM252 128H253V127H252ZM2 129H3V128H2ZM5 129H6V128H5ZM30 129H31V128H30ZM41 129H43V127H42ZM79 129H80V128H79ZM121 129H122V128H121ZM131 129H132V128H131ZM131 129H129V130H131ZM133 129H134V128H133ZM133 129H132V131H135V130H133ZM225 129H227V128H225ZM236 129L234 130L235 132H236ZM258 129H259V128H258ZM15 130H16V129H15ZM19 130H20V129H19ZM26 130H27V129H26ZM32 130H33V128H32ZM32 130H31V131H32ZM38 130H39V129H38ZM46 130H47V129H46ZM124 130H125V129H124ZM124 130H123V131H124ZM136 130H137V129H136ZM227 130H228V129H227ZM231 130H232V129H231ZM243 130H242V131H243ZM246 130H248V129H246ZM0 131H1V130H0ZM5 131H7V130H5ZM9 131H10V130H9ZM9 131H8V133H9ZM11 131H13V130H11ZM47 131H48V130H47ZM49 131H51V130H49ZM102 131H103V130H102ZM102 131H101V132H102ZM137 131H138V130H137ZM145 131H146V130H145ZM229 131H230V130H229ZM229 131H228V132H229ZM237 131H238V130H237ZM251 131H252V130H251ZM251 131H250V132H251ZM255 131H256V128H255ZM258 131H259V130H258ZM17 132H18V130H17ZM17 132H16V133H17ZM24 132H25V131H24ZM33 132H34V130H33ZM38 132H39V131H38ZM121 132H122V130H121ZM138 132H139V131H138ZM141 132H142V130H141ZM146 132H147V131H146ZM261 132H262V131H261ZM263 132H264V131H263ZM2 133H4V132H2ZM10 133H11V132H10ZM16 133H15V134H16ZM20 133H21V132H19V134H20ZM28 133H29V132H28ZM36 133H37V132H36ZM103 133H104V132H103ZM103 133H102V134H103ZM129 133H130V132H129ZM134 133H135V132H134ZM231 133H232V132H231ZM233 133H234V132H233ZM248 133H249V132H248ZM251 133H252V132H251ZM256 133H257V132H256ZM256 133H255V134H256ZM5 134H6V132H5ZM19 134H18V135H19ZM34 134H35V133H34ZM34 134H33V136H34ZM37 134H38V135H39V134L41 135V133H37ZM44 134H45V133H44ZM70 134H71V133H70ZM87 134H88V133H87ZM92 134H91V135H92ZM95 134H94V135H95ZM241 134H243V133L241 132ZM246 134H247V133H246ZM252 134H254V133H252ZM257 134H258V133H257ZM260 134H261V133H260ZM2 135H3V134H2ZM25 135H26V134H25ZM25 135H24V138L26 139ZM42 135H43V132H42ZM88 135H89V134H88ZM146 135H147V133H146ZM243 135H244V134H243ZM262 135H263V133H262ZM6 136H7V135H6ZM12 136H13V134H12ZM16 136H17V135H16ZM19 136H20V135H19ZM98 136H99V134H98ZM141 136H142V135H141ZM193 136H195V135H193ZM20 137H21V136H20ZM31 137H32V136H31ZM34 137H36V136H34ZM42 137H43V136H42ZM1 138H3V136H2ZM8 138H9V136H8ZM12 138H13V137H12ZM12 138H11V139L9 138V139L12 140ZM21 138H22V137H21ZM193 138H194V137H193ZM193 138H191V140H192ZM195 138H197V137H195ZM255 138L258 139V138H260V137L257 136V137H255ZM5 139H7V137H6ZM5 139L3 138V140H5ZM25 139H24V140H25ZM27 139H28V138H27ZM30 139H31V138H30ZM33 139H34V138H33ZM197 139H198V138H197ZM263 139H264V138H263ZM7 140H8V139H7ZM7 140H5V142H6ZM22 140H23V139H22ZM34 140H35V139H34ZM36 140H37V139H36ZM184 140H185V138H184ZM189 140H190V139H189ZM191 140H190V141H191ZM258 140H259V139H258ZM260 140H261V139H260ZM19 141H20V140H18L17 142H19ZM26 141H27V140H26ZM63 141H64V140H63ZM66 141H67V140H66ZM78 141H79V140H78ZM80 141H81V140H80ZM195 141H196V140H195ZM195 141H194V142H195ZM199 141H200V140H199ZM0 142H2V141H0ZM9 142H11V141H8V144H9ZM12 142H13V140H12ZM14 142H15V141H14ZM14 142L12 143V145L14 144ZM17 142H16V143H17ZM22 142H23V141H22ZM84 142H85V141H84ZM27 143H29V141H27ZM32 143H33V142H32ZM86 143L88 144L87 141L85 142V144H86ZM181 143H182V142H181ZM191 143L194 144L193 141H192ZM195 143H196V142H195ZM2 144H3V143H2ZM2 144H1V145H2ZM5 144H6V143H5ZM21 144H22V143H21ZM21 144H19L20 147H21ZM71 144H72V142H71ZM75 144H77V143H75ZM75 144H74V145H75ZM93 144H94V143H93ZM182 144H183V143H182ZM30 145H31V144H30ZM33 145H34V144H33ZM35 145H36V143H35ZM48 145H49V144H48ZM52 145H53V144H52ZM72 145H73V144H72ZM78 145H79V143H78ZM82 145H84V144H82ZM82 145H81V146H82ZM90 145H91V144H90ZM95 145H96V144H95ZM190 145H191V144H190ZM4 146H5V145H4ZM13 146L15 147V145H13ZM28 146H29V145H28ZM50 146H51V145H50ZM55 146H56V144H55ZM64 146H66V144H65ZM68 146H69V145H68ZM96 146H97V145H96ZM186 146H187V144H186ZM198 146H199V145H198ZM201 146H202V145H201ZM7 147H8V145H7ZM20 147H19V148H20ZM41 147H42V146H41ZM47 147H48V146H47ZM60 147H61V146H60ZM70 147H71V146H70ZM70 147H69V148H70ZM73 147H74V146H73ZM97 147H98V146H97ZM183 147H184V144H183ZM199 147H200V146H199ZM202 147H203V146H202ZM202 147H200V148L202 149ZM3 148H4V147H3ZM19 148H18V149H19ZM29 148H30V147H29ZM33 148H34V147H33ZM43 148H44V147H43ZM52 148H53V147H52ZM61 148H63V147H61ZM75 148H76V147H75ZM95 148H96V147H95ZM210 148H211V147H210ZM5 149H6V150L9 149V147H8V148H5ZM5 149H4V150H5ZM12 149H13V148H12ZM16 149H17V148H16ZM25 149H26V148H25ZM37 149H38V148H37ZM50 149H51V148H50ZM50 149H49V150H50ZM73 149H74V148H73ZM80 149H81V147H80ZM86 149H87V148H86ZM198 149H199V148H198ZM213 149H214V148H213ZM20 150H21V149H20ZM34 150H35V149H34ZM38 150H39V149H38ZM46 150H47V149H46ZM51 150H52V149H51ZM70 150H72V149H70ZM88 150H89V147H88ZM93 150H94V149H93ZM95 150H96V149H95ZM206 150H207V149H206ZM7 151H8V150H7ZM9 151H11V150H9ZM35 151H36V150H35ZM52 151H53V150H52ZM57 151H58V150H57ZM60 151H61V150H60ZM60 151H59V152H60ZM62 151H63V150H62ZM74 151H76V150L74 149ZM74 151H73V152H74ZM80 151H81V150H80ZM193 151H194V150H193ZM195 151H197V150H195ZM207 151H208V150H207ZM5 152H6V151H5ZM5 152H4V153H5ZM17 152H18V151H17ZM25 152H27V151H25ZM25 152H24V155L26 154ZM28 152H30V151H28ZM46 152H48V151H46ZM49 152H50V151H49ZM76 152H77V151H76ZM82 152H83V151H82ZM82 152H81V153H82ZM198 152H200V151H198ZM8 153H9V152H8ZM31 153H32V154H30V156H28V154H27V156H28L29 158H31V155H33V152H31ZM51 153H52V152H51ZM62 153H64V152H62ZM78 153H79V156H78V158H79V157H80V152L78 151ZM187 153H188V152H187ZM189 153H190V152H189ZM189 153H188V154H189ZM193 153H194V152H193ZM202 153H203V152H202ZM202 153H201V154H202ZM207 153H208V152H207ZM213 153H214V152H213ZM216 153H217V152H216ZM220 153H222V152H220ZM226 153H227V152H226ZM11 154H13V153H11ZM11 154H10V155H11ZM17 154L19 155V153H17ZM21 154H23L22 151H21ZM53 154H54V153H53ZM64 154H65V153H64ZM64 154H63V155H64ZM197 154H198V153H197ZM197 154H196V155H197ZM201 154H199V155H201ZM203 154H204V153H203ZM203 154H202V155H203ZM211 154H212V153H211ZM229 154H230V153H229ZM8 155H9V154H8ZM13 155H14V154H13ZM39 155H40V154H39ZM55 155H56V154H55ZM57 155H58V154H57ZM69 155H71V154H69ZM73 155H74V154H73ZM73 155H72V156H73ZM76 155H77V154L75 153V156H76ZM81 155H82V154H81ZM83 155H84V154H83ZM85 155H88V154L86 153ZM120 155H121V154H120ZM186 155H187V154H186ZM205 155L208 156L209 154H205ZM218 155H219V154H218ZM222 155H223V154H222ZM238 155H239V154H238ZM242 155H243V154H242ZM242 155H241V156H242ZM251 155H253V154H251ZM22 156H23V155H22ZM22 156H20V158H22ZM51 156H52V155H51ZM58 156H59V155H58ZM65 156H66V155H65ZM67 156H68V155H67ZM75 156H73V157H75ZM89 156H90V155H89ZM125 156H126V155H125ZM125 156H124V159H125ZM127 156H128V155H127ZM189 156H190V155H189ZM193 156H194V155H193ZM244 156H245V155H243L242 157H244ZM246 156H247V155H246ZM248 156H250V155H248ZM254 156H255V155H254ZM254 156H253V157H254ZM14 157H15V156H13L12 159H14ZM23 157H24V156H23ZM25 157H26V155H25ZM25 157H24V158H25ZM43 157H44V156H43ZM43 157H42V158H43ZM49 157H50V156H49ZM119 157H120V156H119ZM121 157H122V156H121ZM150 157H151V156H150ZM187 157H188V155H187ZM201 157L204 158L205 156H201ZM223 157H224V156H223ZM242 157H239V159H241ZM253 157H252V158H253ZM16 158H17V156H16ZM26 158H27V157H26ZM36 158H37V157H36ZM42 158H41V161H42ZM46 158H47V157H46ZM53 158H54V157H53ZM55 158H56V157H55ZM62 158H63V157H61V159H62ZM71 158H72V157H71ZM87 158H88V157H87ZM191 158H192V156H191ZM207 158H208V157H207ZM237 158H238V157H237ZM246 158H248V157H246ZM27 159H28V158H27ZM81 159H82V158H81ZM120 159H123V158H120ZM199 159H200V157H199ZM17 160H18V159H17ZM22 160H23V158H22ZM30 160H31V159H30ZM30 160H29V161H30ZM39 160H40V159H39ZM39 160H38V161H39ZM65 160H67V158H66ZM71 160H72V159H71ZM76 160L78 161L77 158H76ZM91 160H93V159H91ZM91 160H89V161H91ZM144 160H145V159H144ZM203 160H204V159H203ZM207 160H208V159H207ZM209 160H210V159H209ZM214 160H215V159H214ZM216 160H217V159H216ZM228 160H229V159H228ZM230 160H231V159H230ZM232 160H233V159H232ZM246 160H247V159H246ZM33 161H35V160H33ZM36 161H37V160H36ZM48 161H50V160H48ZM51 161H52V160H51ZM58 161H59V159H58ZM85 161H86V160H85ZM93 161H94V160H93ZM117 161H119V159H118ZM146 161H147V160H146ZM148 161H149V160H148ZM236 161H237V160H236ZM242 161H243V160H242ZM250 161H251V160H250ZM7 162H8V161H7ZM27 162H28V161H27ZM42 162H44V161H42ZM71 162H72V161H70V163H71ZM230 162H231V161H230ZM237 162H238V161H237ZM239 162H240V163H243V162H241V161H239ZM239 162H238V165H240ZM11 163L14 165V166L12 165L13 167L11 166L12 168H14V167H15V169L18 168V167L15 166V164H18V163H15V164H14L13 162H11ZM22 163H23V162H22ZM24 163H25V162H24ZM29 163H31V162H29ZM57 163H58V162H57ZM60 163H62V162H60ZM60 163H59V165H60ZM67 163H69V162H67ZM70 163H69V165H72V164H70ZM82 163H83V162H82ZM92 163H95V162H92ZM115 163H116V162H115ZM117 163H118V162H117ZM119 163H120V162H119ZM150 163H151V162H150ZM150 163H149V164H150ZM204 163H205V162H204ZM206 163H207V162H206ZM215 163H216V162H214V164H215ZM218 163H220V162L218 161ZM231 163H232V162H231ZM233 163H234V162H233ZM252 163H253V162H252ZM20 164H21V163H20ZM20 164H19V167H22V166H20ZM25 164H26V163H25ZM32 164H33V163H32ZM32 164H31V166H32ZM39 164H41V163H39ZM42 164H43V163H42ZM42 164L39 165V166H42ZM45 164H46V163H45ZM49 164H50V163H49ZM55 164H56V163H55ZM63 164H64V163H63ZM74 164H75V162H74ZM96 164H97V163H96ZM112 164H113V163H112ZM147 164H148V163H147ZM222 164H223V163H222ZM227 164H228V163H227ZM235 164H236V163H234L233 166H234ZM6 165H7V164H6ZM37 165H38V164H37ZM43 165H44V164H43ZM51 165H52V164H51ZM64 165H65V164H64ZM64 165H63V166H64ZM77 165H78V163H77ZM84 165H85V164H84ZM91 165H92V164H91ZM97 165H98V164H97ZM99 165H100V164H99ZM114 165H115V164H114ZM218 165H219V164H218ZM230 165H231V164H230ZM242 165H243V164H242ZM246 165H247V164H246ZM248 165H249V164H248ZM262 165H263V164H262ZM262 165H261V167H262ZM31 166H30V167H31ZM45 166H47V164H46ZM65 166H66V165H65ZM74 166H75V165H74ZM101 166H102V165H101ZM101 166H100L99 168H101ZM118 166H119V165H118ZM204 166H206V165H204ZM221 166H222V165H221ZM221 166H220V167H221ZM226 166H227V165H226ZM255 166H257V165H255ZM263 166H264V165H263ZM11 167H8V169L11 168ZM26 167H27V166H26ZM26 167H25V168H26ZM60 167H61V165H60ZM76 167H77V166H76ZM80 167H81V166H80ZM83 167H84V166H83ZM90 167H93V165L90 166ZM106 167H107V166H106ZM113 167H114V166H113ZM212 167H213V166H212ZM216 167H217V165H216ZM216 167H215V168H216ZM12 168H11V170H12ZM25 168H22V170H21L23 173H22V172H19V170H18L19 173H18V172H17V173L14 172L15 174L12 173V176H14V179L18 177V178L16 179L17 184H18V185L16 184V186H18V188L16 187V189H19V190H18V191H19V193H18V194H19V196H18L19 199H20V198L26 199V198H28L27 195L30 196V195H32L34 192H37V191H34L35 188H36L37 190L40 189V188H37L38 186H37V187L35 186L37 183H36L35 185H33L34 182H32L33 179H32V181H31V174H30L31 172L29 173L28 170L26 171ZM28 168H29V167H28ZM37 168H38V167H37ZM41 168H43V167H41ZM41 168H40V169H41ZM47 168H48V167H47ZM47 168H46V170H47ZM49 168H51V166H50ZM53 168H54V164H53ZM53 168H52V169H53ZM56 168H57V167H56ZM61 168H62V167H61ZM65 168H66V167H65ZM78 168H79V166H78ZM107 168H108V167H107ZM218 168H219V167H218ZM247 168H248V167H247ZM249 168H251V167H249ZM254 168H255V167H254ZM257 168H260V167H257ZM57 169H59V168H57ZM63 169H64V168H63ZM63 169H62V172L60 171V174L62 173V175L59 174V176H61V178H58V177L56 178V176H55V174H54L55 177H53V178H56V180H54L53 182H55V183H59V184H60L59 179H62V180L65 179V178H64L65 176L63 175V171H64L65 169H64V170H63ZM67 169H68V167H67ZM88 169H89V168H88ZM94 169H95V167H94ZM101 169H103V168H101ZM108 169H109V168H108ZM113 169H114V168H113ZM122 169H123V168H122ZM210 169H211V167H210ZM237 169H239V168L237 167ZM262 169H263V168H262ZM262 169H261V170H262ZM38 170H39V169H38ZM71 170L73 171V170H75V168H74V169L72 168ZM79 170H80V169H79ZM95 170H96V169H95ZM97 170H98V169H97ZM105 170H106V169H105ZM117 170H118V172H119V169H117ZM120 170H121V169H120ZM123 170H124V169H123ZM248 170H249V169H248ZM251 170H252V169H251ZM253 170H254V169H253ZM14 171H16V170H14ZM25 171H26V172H25ZM29 171H30V170H29ZM40 171H41V170H40ZM40 171H39V172H40ZM55 171H56V169H55ZM72 171H71V172H72ZM76 171H77V170H75V173L77 174ZM85 171H88V170H85ZM91 171H92V170H91ZM93 171H94V170H93ZM129 171H130V170H129ZM238 171H239V170H238ZM11 172H12V171H11ZM33 172H34V171H33ZM45 172H46V171H45ZM69 172H70V171H69ZM69 172H68V173H69ZM100 172H101V171H100ZM100 172H99V174H100ZM102 172L104 173L105 171H102ZM108 172H109V171H108ZM115 172H117V171H115ZM124 172H125V171H124ZM211 172H212V171H211ZM246 172H247V171H246ZM252 172H253V171H252ZM54 173H55V172H54ZM57 173H58V171H57ZM78 173H79V172H78ZM82 173H83V172H82ZM87 173H88V172H87ZM95 173H97V172H95ZM109 173H110V172H109ZM125 173H126V172H125ZM127 173H128V172H127ZM130 173H131V172H130ZM29 174H30V175H29ZM71 174H72V173H71ZM73 174H74V173H73ZM92 174H93V173H91V175H92ZM114 174H115V173H114ZM116 174H117V173H116ZM128 174H129V173H128ZM131 174H132V173H131ZM131 174H130V175H131ZM151 174H153V173H151ZM151 174H150V175H151ZM8 175H9V173H8ZM41 175H43V174H41ZM41 175H40V176H41ZM49 175H50V174H49ZM56 175H57V174H56ZM79 175H81V174L79 173ZM79 175H78V176H79ZM86 175H87V174H86ZM118 175L120 176V173H119ZM121 175H122V174H121ZM126 175H127V174H126ZM132 175H133V174H132ZM140 175H141V174H139V176H140ZM153 175H154V174H153ZM245 175H247V174H245ZM250 175H251V173H250ZM259 175H260V173H259ZM32 176H34V175L32 174ZM51 176H52V175H51ZM63 176H64V177H63ZM69 176H71V175H69ZM106 176H107V174H106ZM115 176H116V175H115ZM139 176H138V177H139ZM155 176H157V175H155ZM160 176H161V174H160ZM160 176H159V177H160ZM257 176H258V175H257ZM257 176H254V178H258ZM260 176L262 177L261 180L264 181V172H261V175H260ZM35 177H36V176H35ZM45 177H46V176H45ZM66 177H67V176H66ZM79 177H80V176H79ZM93 177H94V175H93ZM97 177H98V176H97ZM97 177H96V178H97ZM99 177H100V175H99ZM111 177H113V176H111ZM117 177H118V176H117ZM123 177H125V176H123ZM123 177H121V178L124 179ZM132 177H133V176H132ZM144 177H145V176H144ZM151 177H152V176H151ZM159 177H158V178H159ZM251 177H252V176H251ZM9 178H10V177H9ZM9 178H8V179H9ZM32 178H33V177H32ZM37 178H38V177H37ZM42 178H44V177H42ZM46 178H48V177H46ZM73 178H74V177H73ZM75 178H76V177H75ZM80 178H81V177H80ZM85 178H86V177H85ZM107 178H108V177H107ZM118 178H119V177H118ZM129 178H130V177H129ZM133 178H134V177H133ZM136 178H137V176H136ZM140 178H141V177H140ZM164 178H165V176H164ZM247 178L249 179L250 176L248 177V175H247ZM254 178H251V179H250V182H251V180L254 179ZM10 179H11V178H10ZM12 179H13V177H12ZM14 179H13V180H14ZM35 179H36V178H35ZM39 179H40V178H39ZM70 179H71V178H70ZM78 179H79V178H78ZM98 179H99V178H98ZM145 179H146V178H145ZM176 179H177V178H176ZM44 180H46V179H44ZM62 180H61V182H62ZM75 180H76V179H75ZM79 180H80V179H79ZM79 180H78V181H79ZM81 180H82V179H81ZM84 180H85V179H84ZM100 180H104V179L101 178V179H99V181H100ZM118 180H119V179H118ZM142 180H144V179H142ZM151 180H153V179L151 178ZM156 180H157V179H156ZM158 180H159V179H158ZM160 180H161V179H160ZM166 180H167V179H166ZM168 180H169V178H168ZM181 180H182V179H181ZM190 180H191V179H189V181H190ZM196 180H197V179H196ZM200 180H201V179H200ZM212 180H213V179H212ZM36 181H37V180H36ZM48 181H49V180H48ZM66 181H67V180H66ZM66 181H63V184H65L64 182H66ZM144 181H145V180H144ZM163 181H164V180H163ZM171 181H173V180H171ZM171 181H170V182H171ZM189 181H188V182H189ZM192 181H193V180H192ZM197 181H198V180H197ZM202 181H203V180H202ZM248 181H249V180H248ZM252 181H253V180H252ZM259 181H260V179H259ZM12 182H13V181H12ZM37 182H38V181H37ZM145 182H146V181H145ZM147 182H148V180H147ZM154 182H155V181H154ZM160 182H161V181H160ZM160 182H158V183H160ZM164 182H165V181H164ZM175 182H176V181H175ZM177 182H178V181H177ZM188 182H187V184H189L191 181H190L189 183H188ZM198 182H199V181H198ZM198 182H197V183H198ZM212 182H214V181H212ZM218 182H219V181H218ZM218 182H217V183H218ZM70 183H71V182H70ZM70 183L68 182V184H70ZM76 183H78V182H76ZM83 183H84V182H83ZM103 183H104V182H103ZM107 183H108V182H107ZM114 183H115V182H114ZM148 183H149V182H148ZM152 183H153V182H152ZM161 183H162V182H161ZM202 183H203V182H202ZM202 183H200V184H202ZM251 183H252V182H251ZM253 183H254V182H253ZM255 183H256V185H257V182H255ZM258 183H259V182H258ZM1 184H2V183H1ZM38 184H39V183H38ZM40 184H42V183H40ZM53 184H54V183H52V185H53ZM63 184H62V185H63ZM66 184H67V183H66ZM150 184H151V183H150ZM153 184H154V183H153ZM170 184H171V183H170ZM183 184H184V183H183ZM205 184H206V182H205ZM209 184H210V182H209ZM2 185H3V184H2ZM2 185H1V186H2ZM10 185H11V184H10ZM14 185H15V184H14ZM49 185H50V184H49ZM56 185H58V184H56ZM79 185H80V183H79ZM79 185H78V186H79ZM85 185H86V184H85ZM93 185H94V184H93ZM110 185H113V184H110ZM155 185H157V184H155ZM160 185H161V184H160ZM166 185H167V182H166ZM175 185H176V184H175ZM177 185H180V184H177ZM218 185H219V184H218ZM261 185H262V182H261ZM12 186H13V184H12ZM33 186H34L35 188H34ZM41 186H42V185H41ZM47 186H48V185H47ZM65 186H66V185H65ZM67 186H69V185H67ZM67 186H66V187H67ZM76 186H77V185H75L74 187L76 188ZM81 186H82V184H81ZM148 186H149V185H148ZM152 186L154 187V185H152ZM158 186H159V185H158ZM164 186H165V185H164ZM173 186H174V185H173ZM206 186H207V185H206ZM212 186H213V185H212ZM214 186H215V185H214ZM219 186H220V185H219ZM3 187H4V186H3ZM5 187H6V186H5ZM14 187H15V186H14ZM42 187H43V186H42ZM58 187H59V186H58ZM60 187H62V186H60ZM69 187H70V186H69ZM83 187H84V185H83ZM150 187H151V186H150ZM170 187H171V186H170ZM209 187H210V186H209ZM0 188H1V187H0ZM11 188H12V187H11ZM48 188H49V187H48ZM53 188H54V187H53ZM53 188H52V189H53ZM62 188H63V187H62ZM85 188H87V187H85ZM89 188H90V187H89ZM94 188H95V187H94ZM186 188H187V187H186ZM194 188H195V187H194ZM210 188H211V187H210ZM213 188H214V187H213ZM213 188H211V189H213ZM216 188H218L217 185H216L215 189H216ZM226 188H227V187H226ZM57 189H58V188H57ZM69 189H70V188H69ZM90 189H91V188H90ZM90 189H89V191H90ZM92 189H93V188H92ZM170 189H172V188H170ZM181 189H182V188H181ZM181 189H180V190H181ZM189 189H192V188H189ZM229 189H230V188H229ZM261 189H263V188H261ZM2 190H3V189H2ZM5 190H6V189L4 188V194H6ZM9 190H10V188H9ZM60 190H61V189H60ZM60 190H59L58 192H61V193H62V191H60ZM64 190H65V189H64ZM72 190H74V188H73ZM72 190H71V191H72ZM83 190L88 192V190H85V189H83ZM150 190H151V189H150ZM153 190H154V189H153ZM172 190H174V189H172ZM172 190H171V191H172ZM184 190H185V189H184ZM207 190H208V189H207ZM207 190H206V191H207ZM222 190H223V189H222ZM231 190H232V189H231ZM11 191H12V190H11ZM14 191H15V189H14ZM50 191H51V190H50ZM66 191H68V190H66ZM74 191H75V190H74ZM76 191H77V189H76ZM79 191H80V190H79ZM94 191H95V190H94ZM165 191H166V190H165ZM186 191H187V190H186ZM186 191H185V192H186ZM206 191H205V192H206ZM227 191H228V190H227ZM234 191H235V190H234ZM1 192H3V191H1ZM1 192H0V196L2 197ZM9 192H10V191H9ZM16 192H17V191H16ZM16 192H14V193H16ZM42 192L45 193V192H44V189H43ZM53 192H54V191H53ZM55 192H56V190H55ZM58 192H57V193H58ZM64 192H65V191H64ZM87 192H86V194H84L85 197H86V195H87V196L89 195V193H87ZM91 192H93V191H91ZM169 192H170V191H169ZM175 192H176V189H175ZM195 192H196V191H195ZM200 192H201V191H200ZM202 192H203V191H202ZM205 192H204V193H205ZM212 192H213V191H212ZM222 192H223V191H222ZM224 192H225V191H224ZM11 193H12V192H11ZM40 193H41V192H40ZM46 193H47V192H46ZM72 193H74V192H72ZM170 193H171V192H170ZM181 193H183V191H182ZM191 193H192V192H191ZM193 193H194V192H193ZM204 193H203V194H204ZM210 193H211V192H210ZM215 193H216V192H215ZM215 193H214V194H215ZM217 193H218V191H217ZM237 193H238V192H237ZM237 193H236V194H237ZM7 194H8V193H7ZM38 194H39V193H38ZM41 194H42V193H41ZM51 194H52V193H51ZM67 194H68V193H67ZM70 194H71V193H70ZM82 194H83V193H82ZM91 194H92V193H91ZM93 194H94V193H93ZM157 194H158V197H159V193H158V192H157ZM203 194H202V195H203ZM205 194H207V197H208L209 194H208V193H205ZM211 194L213 195V193H211ZM218 194H219V193H218ZM231 194H232V193H231ZM233 194H234V193H233ZM236 194H234V195H236ZM241 194H242V193H241ZM8 195H9V194H8ZM12 195H13V194H12ZM15 195H16V194H15ZM15 195H14V196H15ZM52 195H53V194H52ZM52 195H49L48 197L44 196V197H46V198H45V199L42 198L43 201H42V199H41L42 204H40V203H41L40 201H39L40 203L37 201L38 199L40 200L41 197H39V198L36 200V201L39 203L38 205L36 204V201H35V203H34L35 205H33L34 207H36V205H37V208H38L39 205H40V206L42 205V206H44V208H46V209L41 210L42 212H41V211L38 212V210H34V209L31 208L32 210H34V211L37 212V213H36V216H38V215H37L38 213H39V216H40V212L42 213V215H41L42 217H41L40 219H39V218H38V219H39V221H40V220L43 218L42 220H43L44 223L40 221V222L43 224L42 227H40V229H41L40 231H42V230L45 231L44 233H43V232L41 233V234H43V235H45V236H47V235H46L47 232H50V231H52L53 229H54V231H55V230L59 231L60 228H63V227L66 226V225H63V224H65V223L62 224L63 221L61 222V220H62V218H65V217H66V215H67L66 212H67L68 210H67V211L64 210L65 205L63 204V202H61V199H59V196H58V195H54V196H52ZM62 195H65V194H62ZM164 195H165V194H163V196H164ZM167 195H168V194H167ZM174 195H175V194H174ZM192 195H193V194H192ZM200 195H201V194H200ZM202 195H201V196H202ZM224 195H225V194H224ZM224 195H223V196H224ZM239 195H240V194H239ZM16 196H17V195H16ZM33 196H34V195H33ZM36 196H37V195H36ZM38 196H40V195H38ZM41 196H42V195H41ZM60 196H61V195H60ZM179 196H180V195H179ZM194 196H195V195H194ZM194 196H193V197H194ZM203 196H204V195H203ZM205 196H206V195H205ZM218 196H219V195H218ZM218 196H217V197H218ZM220 196H221V195H220ZM223 196H222V197H223ZM236 196H237V195H236ZM240 196H241V195H240ZM244 196H245V194H244ZM248 196H249V195H248ZM4 197H5V196H4ZM30 197H31V196H30ZM171 197H172V196H171ZM176 197H177V196H176ZM180 197H181V196H180ZM190 197H191V196H190ZM212 197H213V196H212ZM212 197H211V198H212ZM225 197H226V195H225ZM249 197L251 198V196H249ZM9 198H10V197H9ZM34 198H36V197H34ZM60 198H61V197H60ZM62 198H63V197H62ZM164 198H165V197H164ZM199 198H200V197H199ZM199 198H198V199H199ZM208 198H209V197H208ZM213 198H214V197H213ZM227 198H228V197H227ZM229 198H230V197H229ZM242 198H243V197H242ZM250 198H248V199H250ZM0 199H1V198H0ZM4 199H5V198H4ZM7 199H8V196H7ZM12 199H13V198H12ZM12 199H11V201H9V202H12ZM30 199H31V198H30ZM32 199H33V198H32ZM63 199H64V198H63ZM65 199H66V198H65ZM165 199H166V198H165ZM173 199H174V197H173L172 199H170V200H173ZM194 199H195V198H194ZM214 199H216V198H214ZM232 199H233V196H232ZM235 199H236V198H235ZM254 199H255V198H254ZM256 199H257V198H256ZM16 200H17V198H16ZM66 200H67V199H66ZM66 200H64V201L66 202ZM167 200H168V199H167ZM167 200H166V201H167ZM182 200H183V199H182ZM196 200H197V199H196ZM202 200H203V199H202ZM209 200H210V198H209ZM211 200H212V199H211ZM222 200H223V199H222ZM227 200H228V199H227ZM227 200H226V201H227ZM244 200H245V198H244ZM2 201H3V200H2ZM2 201H0V204H1ZM6 201H7V200H6ZM30 201H31V200H30ZM178 201H180V200H178ZM185 201H186V200H185ZM185 201H184V202H185ZM192 201H193V199H192ZM204 201H205V199H204ZM216 201H217V200H216ZM224 201H225V200H224ZM238 201H239V199H238ZM240 201H241V200H240ZM246 201H247V200H246ZM246 201H245V202H246ZM249 201H253V200H249ZM256 201H258V200H256ZM3 202H4V201H3ZM9 202H8V204H9ZM22 202H23V201H22ZM28 202H29V199H28ZM65 202H64V203H65ZM68 202H69V201H68ZM168 202H169V201H168ZM184 202H183V203H184ZM209 202H210V201H209ZM17 203H20V202L17 201ZM23 203H24V202H23ZM23 203H22V204H23ZM29 203H30V202H29ZM31 203H32V202H31ZM146 203H147V202H146ZM170 203H171V202H170ZM180 203H181V202H180ZM190 203H191V202H190ZM214 203H215V202H214ZM216 203H217V202H216ZM219 203H221V202H219ZM240 203H241V202H240ZM246 203L248 204V202H246ZM250 203H251V202H250ZM250 203H249V204H250ZM252 203H253V202H252ZM262 203H263V202H262ZM13 204H15V203H13ZM22 204H21V205H22ZM26 204H27V203H26ZM66 204L68 205V203H66ZM171 204H172V203H171ZM188 204H189V203H188ZM200 204H201V200H200ZM204 204H205V203H204ZM204 204H202L201 206H203ZM230 204H231V203H230ZM230 204H229V205H230ZM243 204H244V203H243ZM253 204H255V203H253ZM1 205H2V204H1ZM21 205H20V206H21ZM27 205H28V204H27ZM30 205H31V204H30ZM48 205L50 206L49 208H48ZM184 205H185V204H184ZM197 205H198V204H197ZM206 205H207V204H206ZM208 205H210V204H208ZM212 205H213V204H212ZM234 205H235V203H234ZM237 205H238V204H237ZM237 205H236V206H237ZM241 205H242V204H241ZM2 206H3V205H2ZM13 206H15V205H13ZM40 206H39V207H40ZM143 206H144V205H143ZM146 206L150 209V205H149V204H147ZM178 206H179V205H178ZM195 206H196V205H195ZM215 206H216V205H215ZM223 206H224V205H223ZM239 206H240V204H239ZM243 206L247 207L246 205H243ZM252 206H253V205H252ZM255 206H256V204H255ZM259 206H260V205H259ZM6 207H8V206H6ZM10 207H11V206H10ZM28 207H29V205L27 206V208H28ZM30 207H31V206H30ZM66 207H67V206H66ZM69 207H70V206H69ZM183 207H184V206H183ZM203 207H204V206H203ZM203 207H202V208H203ZM206 207H208V206H206ZM221 207H222V206H221ZM224 207H226V206H224ZM224 207H223V208H224ZM240 207H241V206H240ZM240 207H239V209H240ZM2 208H3V207H2ZM4 208H5V206H4ZM13 208H14V207H13ZM16 208H19L18 205L16 206ZM23 208H25V207H23ZM37 208H35V209H37ZM40 208H41V207H40ZM152 208H153V207H152ZM188 208H190V207H188ZM188 208H187V209H188ZM211 208H212V206H211ZM211 208H210V209H211ZM215 208H216V207H215ZM233 208H234V207H233ZM235 208H236V207H235ZM249 208H250V207H249ZM249 208H248V209H249ZM259 208H260V207H259ZM28 209H29V208H28ZM38 209H39V208H38ZM41 209H42V208H41ZM70 209H71V208H70ZM143 209H144V208H143ZM192 209H193V208H192ZM199 209H200V208H199ZM199 209H198V210H199ZM204 209H205V208H204ZM210 209H208V210H210ZM212 209H213V208H212ZM216 209H217V208H216ZM216 209H215V210H216ZM218 209H219V208H218ZM220 209H221V208H220ZM242 209H243V208H242ZM244 209H246V208H244ZM248 209H247V210H248ZM250 209H251V208H250ZM252 209H253V208H252ZM255 209L258 210L256 207H255ZM15 210H16V209H15ZM18 210H19V209H18ZM21 210H22V209H21ZM24 210H25V209H24ZM144 210H145V209H144ZM180 210H181V209H180ZM185 210H186V209H185ZM190 210H191V209H190ZM202 210H203V209H202ZM202 210H201V211H202ZM206 210H207V209H206ZM208 210H207V211H208ZM221 210H222V209H221ZM225 210H226V209H225ZM228 210H229V209H228ZM230 210H233V209H230ZM235 210H236V209H235ZM253 210H254V209H253ZM0 211H1V208H0ZM25 211H26V210H25ZM28 211H29V210H28ZM146 211H147V210H146ZM149 211H150V210H149ZM182 211H183V210H182ZM249 211H250V210H249ZM261 211H262V209H261ZM1 212H2V211H1ZM9 212H10V211H9ZM15 212H17V211H15ZM20 212H21V211H20ZM29 212H30V211H29ZM71 212H72V211H71ZM74 212H75V211H73V213H74ZM211 212H212V211H211ZM217 212H219V211H217ZM220 212H221V211H220ZM225 212H227V214L229 213L227 210H226ZM253 212H254V211H252V212L250 211V213H252V214H253ZM256 212H259V210L256 211ZM5 213H6V212H5ZM24 213H25V212H24ZM24 213H23V214H24ZM34 213H35V212H34ZM67 213H68V212H67ZM196 213H197V212H196ZM203 213H205V212H203ZM207 213H208V212H207ZM221 213H222V212H221ZM230 213H231V212H230ZM232 213H233V212H232ZM237 213H238V212H237ZM241 213H242V211H241ZM241 213H240V214H241ZM254 213H255V212H254ZM262 213H263V211H262ZM2 214H3V213H2ZM10 214H12V211L10 212ZM31 214H32V213L30 212V216H31ZM199 214H200V213H199ZM205 214H206V213H205ZM208 214H209V213H208ZM211 214H212V213H211ZM211 214H209V215L211 216ZM218 214H219V213H217V215H218ZM235 214H236V213H235ZM246 214H247V213H246ZM255 214H256V213H255ZM257 214H259V213H257ZM260 214H261V212H260ZM3 215H4V214H3ZM14 215H15V214H14ZM26 215H28V214H26ZM68 215H69V214H68ZM68 215H67V216H68ZM209 215H207V217H209ZM230 215H231V214H230ZM12 216H13V215H12ZM21 216H22V215H21ZM39 216H38V217H39ZM78 216H80V215H78ZM200 216H201V214H200ZM218 216H219V215H218ZM220 216H223V215L220 214ZM224 216H225V215H224ZM235 216H238V214L235 215ZM244 216H245V215H244ZM244 216L241 215V217H244ZM252 216H253V215H252ZM255 216H256V215H255ZM255 216H253V217H255ZM263 216H264V215H263ZM15 217H16V216H15ZM19 217H20V216H19ZM23 217H24V216H23ZM33 217H34V216H33ZM68 217H70V216H68ZM71 217H72V216H71ZM75 217H76V216H75ZM80 217H82V216H80ZM198 217H199V216H198ZM245 217H246V216H245ZM249 217H250V216H249ZM256 217H257V216H256ZM258 217H259V216H258ZM2 218H3V216H2ZM6 218H7V215H6ZM13 218H14V217H13ZM21 218H22V217H21ZM25 218L27 219L26 216H25ZM28 218H29V217H28ZM34 218H35V217H34ZM76 218H79V217H76ZM205 218H206V217H205ZM205 218H203V219H205ZM230 218H231V217H230ZM247 218H248V216H247ZM261 218H262V215H261ZM261 218H260V219H261ZM22 219H23V218H22ZM29 219H30V218H29ZM38 219H37V220H38ZM66 219H67V218H66ZM68 219H69V218H68ZM70 219H71V220H70ZM70 219H69V220H70V221H69L70 223H69V222H67V223H69V224L71 225V223H74V222H71V221H73L72 218H70ZM80 219H81V218H80ZM201 219H202V218H201ZM209 219H210V217H209ZM209 219H207V220H209ZM214 219H215V217H214ZM221 219H222V218H221ZM228 219H229V218H228ZM233 219H234V217H233L231 220H233ZM235 219H237V218L235 217ZM257 219H258V218H257ZM257 219H256V220H257ZM262 219H263V218H262ZM4 220L6 221V219H4ZM4 220H2V221H3L4 224H5V221H4ZM8 220H9V218H8ZM14 220H15V219H14ZM34 220H35V219H34ZM63 220H64V219H63ZM76 220H77V219H76ZM82 220H83V218H82ZM207 220H206V221H207ZM218 220H219V217H218ZM218 220H217V221H218ZM229 220H230V219H229ZM237 220H238V219H237ZM237 220H236V221H237ZM250 220H251V219H250ZM253 220H254V219H253ZM2 221H1V222H2ZM30 221H31V220H30ZM66 221H68V220H66ZM80 221H81V220H80ZM209 221H210V220H209ZM217 221H216V222H217ZM236 221H235V222H236ZM261 221H262V220H261ZM1 222H0V223H1ZM7 222H8V221H7ZM22 222H23V220H22ZM34 222H35V221H33V223H34ZM64 222H65V221H64ZM77 222H78V221H77ZM83 222H84V221H83ZM98 222H99V221H98ZM105 222H108V220H107V221L105 220ZM105 222H104V223H105ZM204 222H205V221H204ZM211 222H213V221H211ZM225 222H226V221H225ZM230 222H231V221H230ZM233 222H234V221H233ZM235 222H234V223H235ZM24 223H25V222H24ZM26 223H27V222H26ZM38 223H39V222H38ZM2 224H3V223H2ZM11 224H12V223H11ZM17 224H20V223H17ZM39 224H40V223H39ZM74 224H75V223H74ZM74 224H73V225H74ZM76 224H77V223H76ZM96 224H97V223H96ZM99 224H100V222H99ZM99 224H98V225H99ZM106 224H107V223H106ZM207 224H208V222H207ZM212 224H213V223H212ZM214 224H215V223H214ZM219 224H221V222H220ZM226 224H227V222H226ZM228 224H229V223H228ZM231 224H232V223H231ZM231 224H229V226H230ZM8 225H9V224H8ZM27 225H28V224H27ZM27 225H25V226H27ZM33 225H34V224H33ZM197 225H199V224H197ZM216 225H217V224H216ZM6 226H7V225H6ZM14 226L17 227L16 225H14ZM22 226H23V225H22ZM67 226H68V225H67ZM67 226H66V229H65V228H63V229H64V230H68V231H70V230H71V229L69 230L70 227L68 228ZM76 226H77V225H76ZM76 226H75V227H76ZM82 226H84V225H82ZM102 226L105 227V225H102ZM217 226H218V225H217ZM224 226L227 228V226L225 225V223H224ZM9 227H10V225H9ZM11 227H13V226H11ZM32 227H33V226H32ZM32 227H31V228H32ZM35 227H37V225H36ZM75 227H73V228L75 229ZM99 227H101V225H99ZM103 227L100 228V229H98L99 231H96V230L92 229V230H94V233H93V234H94V239H95V240H99V239L102 240V237H106V236L104 235V233H105V230H104V229H106V228H103ZM221 227H223V226H221ZM231 227H232V226H231ZM13 228H14V227H13ZM71 228H72V227H71ZM81 228L83 229V227H81ZM95 228H96V227H95ZM97 228H98V227H97ZM111 228H112V227H111ZM217 228H219V227H217ZM7 229H9V228H7ZM14 229H15V228H14ZM17 229H18V228H17ZM21 229H23V228L21 227ZM33 229H34V228H33ZM33 229H32L33 232L31 231V232L33 233V234L31 235V237H28V234H27L28 231L25 230V231H26V234H27V238L25 237L26 235H25V236L23 235V237H25L27 240H24V241H23L24 243H23V242L20 243V241L18 242L19 239L16 238V239H17L16 242H18L19 244H18V243H15L16 245H15V247H13V248L10 247L11 244H10L9 246L7 245L8 243L4 244V243H5V242H3L4 239H3V238H0V248H1L0 251H2V253L0 252V255H1V254H2V256L4 255L3 257H5V258H7V257H8V258H11V259H8V258H7V259L10 261V263H12V262L14 263V262L16 261L15 264H16V263H17V264H20V263H22L21 261H23L25 258H27L26 256H27L28 252L30 253V252H35V251H37L36 253H38V251H43V252H45V255H44V256H46V255H47V254H46V253H47L46 250H51V251H52V249L55 247V248H58V249L56 250V249L54 248V249H53V252H54V250H55L56 252H58V257H57V258H59V259L61 260V263H58V264H62L63 262H64V264H65V263H68L69 260L73 261V259H74L73 256H72L73 254H72V255L70 254V255H71V256H70V255H68L67 252H66L67 255H66V253H62V250L59 249V246L57 247V245H56V246H55V245H52V243L54 244V243H56V242L49 241L50 238H48V241H49V242H46L47 240L42 241L43 238H45V239L47 238V237H44L43 235H41V236H43V238H41V240H40L39 237L37 236L38 234H39V236H40V232L38 231V230H39L38 227H37L38 230H37V229H36V230H33ZM74 229H73V230H74ZM108 229H109V228H108ZM211 229H212V228H211ZM75 230H76V229H75ZM75 230H74V233H77V232H75ZM77 230H78V229H77ZM83 230H84V229H83ZM110 230H111V229H110ZM113 230H115V229H113ZM4 231H5V230H4ZM12 231H13V230H12ZM23 231H24V229H23ZM23 231H22V232H23ZM35 231H38V233H37V232L35 233ZM57 231H56V233H57ZM62 231H63V230H62ZM62 231H61V232H62ZM78 231H79V230H78ZM209 231H211V230H209ZM29 232H30V230H29ZM29 232H28V233H29ZM52 232H53V231H52ZM65 232H66L65 235H61L62 233H60V231L58 232V233L63 237V238H62L63 241H61V242L59 243L60 246H62L63 248L68 247L67 245H70V246H75V245H76V246H78V244H79V246H80L82 243H84V242H81V244H80L79 242L77 243V242L75 241V240H76L77 238H79V237H75L76 239L74 240V238H73L74 236L72 235V234H73V233H72V232H73L72 230H71V232H67V231H65ZM81 232H82V230H81ZM83 232L86 233L85 231H83ZM217 232H218V230H217ZM221 232H222V231H221ZM224 232H225V230H224ZM226 232H227V231H226ZM229 232H230V230H229ZM16 233H17V232H16ZM56 233L54 232L55 235H57ZM67 233H68V234H67ZM78 233H79V232H78ZM108 233H109V232H108ZM209 233H210V232H208V236H209ZM213 233H214L215 237H218V236H216L217 233H215V232H213ZM219 233H220V232H219ZM222 233H223V232H222ZM231 233H232V232H231ZM4 234H6V233H4ZM4 234L1 235V236H4ZM12 234H13V233H12ZM47 234H48V233H47ZM49 234H50V233H49ZM49 234H48V236H49ZM63 234H64V233H63ZM86 234H87V233H86ZM93 234H92V235H93ZM116 234H120V233L117 232ZM223 234H224V233H223ZM227 234H228V233H227ZM10 235H11V234H10ZM15 235H16V234H15ZM19 235H20V234H19ZM55 235H53V236H55ZM77 235H78V234H76V236H77ZM79 235H81V234H79ZM83 235H84V234H83ZM110 235H111V234H110ZM110 235H109V236H110ZM120 235H121V234H120ZM220 235L222 236V234H220ZM225 235H226V233H225ZM228 235H229V234H228ZM1 236H0V237H1ZM7 236H8V234H7ZM29 236H30V234H29ZM64 236H66V238H64ZM68 236H71L73 239L70 238V237H68ZM88 236H89V235H88ZM109 236H108V237H109ZM118 236H119V235H118ZM163 236H164V235H163ZM163 236H161V237H163ZM210 236H212V235L210 234ZM210 236H209V237H210ZM221 236H220V237H221ZM223 236H224V235H223ZM223 236H222V237H223ZM15 237H16V236H15ZM15 237H14V238H15ZM19 237H21V236H19ZM50 237H51V236H50ZM89 237H90V236H89ZM89 237H88V238H89ZM199 237H200V236H199ZM220 237H218V238H220ZM21 238H22V237H21ZM55 238H56V237H55ZM55 238H54V239H55ZM83 238H84V237H83ZM92 238H93V237H92ZM110 238H111V237H110ZM113 238H114V237H113ZM118 238H119V237H118ZM123 238H124V237H123ZM155 238H157V237H155ZM163 238H164V237H163ZM205 238H207V236H206ZM2 239H3V240H2ZM12 239H13V238H12ZM70 239H71V240H70ZM80 239L83 240L82 238H80ZM84 239H85V238H84ZM104 239H105V238H104ZM111 239H112V238H111ZM111 239H110V240H111ZM119 239H122V238H119ZM161 239H162V238H161ZM201 239H202V238H201ZM207 239H208V238H207ZM207 239H206L205 241H207ZM22 240H23V239H22ZM52 240H53V237H52ZM108 240H109V238H108ZM112 240H113V239H112ZM125 240H126V238H125ZM154 240H156V239H153V241H154ZM224 240H225V239H224ZM5 241H6V238H5ZM79 241H80V240H79ZM83 241H84V240H83ZM102 241H103V240H102ZM102 241H100V242H102ZM159 241H160V239H159ZM165 241H166V240H165ZM6 242H7V241H6ZM9 242H10V241H9ZM50 242H51V243H50ZM85 242H87V240H85ZM93 242H94V241H93ZM100 242H99V243H100ZM107 242H108V241H107ZM107 242H105V244H106ZM128 242H130V241H128ZM155 242H156V245H157V244L160 245V243H161V242H160V243H157V240H156ZM201 242H202V241H201ZM216 242H217V241H216ZM10 243H11V242H10ZM13 243H14V242H13ZM49 243H50L51 245H50ZM125 243H126V241H125V242H124V241H120V242H119V241H118V242H116V241L114 242V241H113L112 244H110V243H109L110 245L108 244L109 247L107 246V248H106V247H105V248H106L107 250H108V248H111L110 250L113 251L112 254L114 255V258H115V257L118 258L119 254H120L122 251H126L125 249H126V247H127L128 244H127V243L125 244ZM17 244H18V245H17ZM59 244H58V245H59ZM86 244H87V243H86ZM86 244H85V245H81V246H86V247H87ZM97 244H98V243H97ZM102 244H103V242H102ZM149 244H150V245H153V244H151V243H149ZM154 244H155V243H154ZM194 244H195V243H194ZM93 245H94V244H93ZM99 245H100V244H99ZM131 245H132V244H131ZM150 245H149V247H150ZM156 245H153V246H151V247H153L154 250H155V249L160 250L159 247L156 246ZM192 245H193V244H192ZM91 246H92V245H91ZM91 246H90V248H91ZM94 246H96V244H95ZM100 246H102V245H100ZM100 246H99V250L97 249V250L99 251V253H100V251H101V250H100ZM43 247L46 249L45 251H44V248H43ZM86 247H85V250H86V252H87V250H88L89 248L87 249ZM88 247H89V246H88ZM151 247H150V248H151ZM42 248H43V249H42ZM60 248H61V247H60ZM81 248H82V247H81ZM92 248H93V247H92ZM92 248H91V249H92ZM95 248H96V247H95ZM127 248H128V247H127ZM130 248H131V247H130ZM146 248H147V247H146ZM61 249H62V248H61ZM68 249H69V248H68ZM72 249H73V248H72ZM72 249H69L68 252L72 251ZM151 249H152V248H151ZM77 250H78V248H77ZM83 250H84V249H83ZM85 250H84V251H85ZM110 250H109V251H110ZM131 250H133V249L131 248ZM142 250H143V249H142ZM148 250H149V249H148ZM154 250H153V251H154ZM80 251H82V249H81ZM89 251H92V252H93V250H89ZM133 251H135V250H133ZM133 251H132V253H133ZM143 251H144V250H143ZM156 251H157V250H156ZM74 252H79V251H73V253H74ZM92 252H91V253H92ZM105 252H106V251H105ZM129 252H130V250L128 251V253H129ZM138 252H139V251H138ZM140 252H141V251H140ZM147 252H148V251H147ZM151 252H152V251H151ZM151 252H150V253H151ZM26 253H27V254H26ZM48 253H49L50 255L52 254L50 251H48ZM83 253H84V252H83ZM95 253L98 254V252H96V251H95ZM109 253H110V252H109ZM123 253H124V252H123ZM123 253H122V254H123ZM128 253L125 252V254H124L123 256L125 257V255L128 254ZM130 253H131V252H130ZM132 253L130 254L131 256H132ZM154 253H155V252H154ZM39 254H41V253H39ZM39 254H38V256L34 254V255L32 256V258H36V260H38V259H39V256L41 257V255H39ZM54 254H55V252H54ZM54 254L51 255V256H54ZM81 254H82V253H81ZM86 254H88V253H86ZM89 254H90V253H89ZM92 254H93V256L95 255L94 253H92ZM104 254H105V253H104ZM146 254H147V253H146ZM146 254H145V255H146ZM167 254H169V253H167ZM29 255H32V254H29ZM50 255H49V256H50ZM55 255L57 256V253H56ZM75 255H76V254H75ZM75 255H74V256H75ZM101 255H102V254H101ZM134 255H135V253H134ZM134 255H133V256H134ZM147 255H148V254H147ZM147 255H146V256H147ZM170 255H171V254H170ZM34 256H37V257H34ZM83 256H84V255H83ZM83 256H80V257H83ZM90 256H92V255H90ZM90 256H89V257H90ZM96 256H99V255H96ZM103 256H104V255H103ZM120 256H121V255H120ZM120 256H119V257H120ZM137 256H139V255H137ZM151 256H152V254H151ZM154 256H155V255H154ZM163 256H164V255H163ZM3 257L0 256V258H3ZM28 257H29V256H28ZM76 257L79 258V259H76V260L74 259L73 262H75V261L77 262V263L75 262V264H82V263H83V264H90V263L95 262V261H93V262L91 261V262H90V260H89L90 258H89V259H87V260H89L90 263H88V261L86 262V260H84V258H83V259L80 258L79 255H78V256L76 255ZM85 257H86V255H85ZM87 257H88V255H87ZM100 257H101V256H100ZM109 257H110V256H109ZM111 257H112V256H111ZM127 257H128V256H127ZM134 257L137 258L136 255H135ZM144 257H145V256H144ZM152 257H153V256H152ZM156 257H157V256H156ZM166 257H167V256H166ZM171 257H172V259H173V256H171ZM29 258H30V257H29ZM37 258H38V259H37ZM50 258H51V257H50ZM71 258H72V259H71ZM93 258H94V257H93ZM93 258H92V259H93ZM101 258H102V257H101ZM112 258H113V257H112ZM120 258H121V257H120ZM128 258H129V257H128ZM131 258H132V257H131ZM131 258H130V259H131ZM139 258H140V257H139ZM142 258H143V257H142ZM142 258H141V259H142ZM149 258H151V257H149ZM149 258H148V259H149ZM159 258H160V256H159ZM167 258H169V257H167ZM167 258H166V259H167ZM174 258H175V257H174ZM12 259H13V261H12ZM40 259H42V257H41ZM45 259L47 260V258H45ZM48 259H49V258H48ZM53 259H56V257H55V258L53 257ZM59 259H58V260H59ZM66 259H68V260L66 261ZM81 259H82V261H81ZM105 259H106V258H105ZM105 259H104V260H105ZM107 259H108V258H107ZM143 259L145 260V258H143ZM143 259H142V261H143ZM146 259H147V258H146ZM151 259H152V258H151ZM151 259H150V260H151ZM166 259H165V260H166ZM170 259H171V258H170ZM3 260H4V259H3ZM25 260H27V261L31 260V261H32V259H29V260H28V258L25 259ZM34 260H35V259H34ZM36 260H35V261H36ZM49 260H51V259H49ZM64 260H65V261H64ZM95 260H96V259H95ZM102 260H103V259H102ZM102 260H100V261H101L100 264H103V262H105V261L102 262ZM111 260H112V259H111ZM116 260H117V259H116ZM127 260H128V259H127ZM127 260H126V262H127ZM150 260H148V261L151 262ZM161 260H162V259H161ZM11 261H12V262H11ZM27 261H26V262H27ZM35 261H33L34 263H32V262H31V263H32V264H35V263H36ZM39 261H40V260H39ZM43 261H44V260H43ZM51 261H52V260H51ZM106 261H107V260H106ZM120 261H121V260H120ZM130 261H131V260H130ZM133 261H134V259H133ZM135 261H136V260H135ZM138 261L141 262L140 259H139ZM163 261H164V260H163ZM168 261H170V260L167 259V262H168ZM3 262H4V261H2V263H3ZM26 262L24 261V263H26ZM40 262H41V261H40ZM44 262H45V261H44ZM59 262H60V261H59ZM96 262L99 264L98 261H96ZM111 262H112V261H111ZM123 262H124V261H123ZM126 262H125V263H126ZM146 262H147V261H146ZM146 262H145V263H146ZM157 262H158V261H157ZM161 262H162V261H161ZM171 262H172V261H171ZM175 262H177V260H176ZM179 262H181V261H179ZM7 263H8V262H6V264H7ZM27 263L30 264V261L27 262ZM46 263H47V262H46ZM56 263H57V262H56ZM69 263H70V262H69ZM106 263H107V262H106ZM116 263H118V262L116 261ZM134 263H135V262H134ZM143 263H144V262H143ZM153 263H154V261H153ZM50 264H51V263H50ZM71 264H72V263H71ZM94 264H95V263H94ZM121 264H122V263H121ZM129 264H130V263H129ZM137 264H138V262H137ZM141 264H142V263H141ZM147 264H150V263L147 262ZM157 264H158V263H157ZM170 264H171V263H170Z\"/></svg>",
    "mask_w": 264,
    "mask_h": 264
}]
</instances>
